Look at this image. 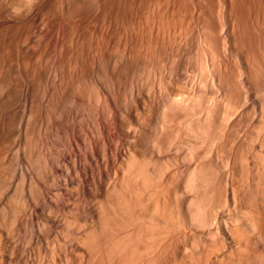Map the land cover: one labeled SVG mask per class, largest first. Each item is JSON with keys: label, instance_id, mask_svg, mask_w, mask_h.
<instances>
[{"label": "rangeland", "instance_id": "rangeland-1", "mask_svg": "<svg viewBox=\"0 0 264 264\" xmlns=\"http://www.w3.org/2000/svg\"><path fill=\"white\" fill-rule=\"evenodd\" d=\"M226 1L225 0H220V1L219 0H155V1L154 0H0V13L3 11L1 13L2 15L0 14V257H1V254H6V253L9 252L8 250H10L9 247L11 248V242H12L11 239H14V240L18 241L20 245H22V244H26L27 245V249H25L24 251L20 250V252H19L20 253V262L21 263H23L26 260L28 254H30V255H32V256H34L36 258L38 256V243H37L36 233H34L32 235L31 224H29V222L26 221L27 218H25L26 213H28L29 210L32 209V206L30 205V202L27 200V197H26V193L27 192H26V190L24 191L25 187L28 184V179H27V181H26V179H25V181H23L24 179L18 173L19 172L18 168L20 167V163H21V162L19 163V161H22V157H24V154H25V157H27L26 158L27 161L30 162L29 163L30 166H33L32 167L33 169L38 170V172H42V174L45 173L48 176H51L49 178L50 180L49 179L48 180L50 182L52 179H54V181L52 180L53 183L50 182L53 185H55V184L57 185L58 184L59 188L55 185L57 190L61 189L60 191L58 190V191L55 192L56 193L55 197L58 199V200L56 199L58 202L60 200H62V202H64V201L67 202V200H68V202H70L71 204L72 203H75L77 205H81L82 204L86 208V210L82 211V210L77 209V207L74 206V205L67 204V206H65V208L61 207L60 209H57V212L62 216V218L63 217L66 218V219L73 218L72 221H74V217H77V218L80 219V222H81L80 223V222H75L74 221V224H72L71 227L67 228L66 234L63 235L62 238H67V235H69L71 237H74L79 232L83 233V231L87 230L85 228L89 229L88 226H90V227L92 226V228L95 227L96 228V233L98 235L99 232L101 233V231H103V229H102L103 225L101 223L104 220L100 219L99 216H96L95 214H93V211L95 210L94 208L95 207L97 208L100 205L99 206L100 209H101L102 206L106 207L104 209H106L109 213H110V210H112L113 208H117V206H116L117 204L115 203L117 201H115V202L113 201V199H115L116 196L113 195V194H115L117 189L121 190L120 189L121 185H119L118 183H116L117 185L116 184L114 185V182L112 181L113 178H114V175H115L114 174L115 170L117 169L116 164H114V165L110 164L109 166L111 167V165H112V167L111 168L109 167V170H108V168L107 169H105V168L100 169L99 168L100 170L96 169V172L99 174L98 175L96 173L97 176H100L104 180V182L107 180V184L105 183L107 188H106L105 185H103L100 188L98 186L95 187L94 185L91 184L89 186L91 187L92 190L94 189V188H92V186H94L95 189L98 187V189L93 190V192L90 191L87 195L86 194L84 195V193H82L83 191H81V187L78 185V183L74 182V181H77L75 178H74L75 180L73 181L74 183H71V182H69V183L67 182L66 183V179L69 180L71 177L74 176L73 167L71 166V164L69 163V160L67 159L69 157L67 155H68V153H69L68 151L70 149V147H69L70 145L68 143L69 142V138H68V136H66L67 130L69 129V126H71V125H76V127H81L82 129L84 128L83 131H87L88 130V129L86 130V128L89 126V124L91 126V127L89 126V128H93L94 119H96L97 114H98V109L97 108L101 109V106L103 107V105H102L103 103H100V105H98V100L100 99L99 98L100 96L97 95L98 93L96 92V89H95L94 85H92L93 83H91L92 82V78L96 74L98 76H101V77L104 78L105 73L107 72V69H109V68L113 69V70L116 69V71H117L116 74H118V78H115L113 80L114 84L116 86L114 85L115 89H114V87L112 88V93L114 94L113 97L118 94L116 99L119 98V100H122L123 103L121 101H119V102H121V104L124 105V108H123V105H121L118 102V99L116 101L115 100L114 101L116 103H119V105L118 104H116V105L121 107V108H123V109H125V107H126L125 103H127V101L129 102L127 105H129L131 103V107L132 108L134 106H136L135 103H134L135 101L132 100L133 99L132 97L134 96V94H136V92L134 93L132 91V88H131L132 86L131 85L132 84H136L138 82L139 83L143 82V84H145L146 81L148 80L147 76H148V78L151 77L150 79H154V77H157L158 79L160 77H163L164 78L163 79V83H165V84L167 83L166 86H170L171 87L168 90V92L170 93L171 96L168 95V92H167V94L165 93V95H164V103L160 107V112H158L160 114L162 113L161 115L159 114V116H158L156 114V112H155L156 108L152 107L153 104H151V105L149 104V105H147V109L148 110L146 108H142V110H141L142 111V116H143V119H144V125H142V126H145V127L139 126V128H138L135 124H132V127L136 126L139 129V134L136 136V141L138 143H136V141H135V145H134V144H131L129 140L120 141V140L117 139L118 138V135H117L118 131L116 130L117 132L116 131L112 132L113 135H115V137L117 136L116 138L114 137V139H115V142H117L119 144V147H120V145H122L124 143V145H122V147H120L121 149H125L126 148V150H128L127 148H129V149H131V148L133 149V147H138L139 148L140 152H139L138 156H139L141 162L143 160H144L143 162L147 161L146 159H147L148 155L150 156L151 153L157 152L159 149H161L160 147H162V150H159L157 152V154H159V152L163 153V154H161V153L160 154L163 156L164 159L166 158L165 156H167L168 154H169L168 155L169 157L167 156V158H170V155H171L170 152H172V151L174 153H176L177 151L180 152L181 148L183 146L184 147L182 148V151L184 150L185 152H182V151L181 152L183 153V156L186 157L185 155H188L187 151H188L189 148L192 149V148L195 147L194 149H192L194 151V150H196V147H197L196 145L200 146V141H201L200 138L202 139L204 136L206 137V134H204V133H207V138L206 139H207V141L209 140L208 142H210V141L213 142L214 148H216L217 145L219 146V142L218 141L220 139V135L224 134V136H225L227 134L225 137L222 135L224 137V139L227 140L226 142L224 140V142L226 143V144L224 143L225 144L224 146L225 147L227 146L226 149H224V150H226L224 152V155H225L226 152H228V154L226 153V155H228V156H231L230 152H233L235 154L237 152L236 149L238 147H239L238 151H240V153H238V152L237 153L239 155H241L242 152L244 153L247 150H248V152L250 154L254 153L256 150L258 152L259 151L260 152L264 151V148L261 146V145L264 146V144H263L264 143L263 142L264 141V126H263L264 125V123H263L264 121L262 122V120H264V118L262 119V117H263L262 115H264L263 114L264 113V111H263L264 110V108H263V106H264V99H263L264 98L263 97L264 96V70H263L264 69V56H263V54H264V50H263V48H264V33H263L264 32V30H263V28H264V0H237V3H239V4L235 3L234 6L232 4V2L234 0H226ZM229 1L231 2L230 4H228ZM239 1L242 3V5L240 4ZM196 2L200 3L199 4L200 8H199V6L197 5ZM244 3H248V4H244ZM154 5H161V7L166 9V13H165L166 16H163V18L161 19L162 21H160L159 24H162V25L160 26V29L159 28L157 29V32H158V30H160V34L164 32L163 34H161V37L163 36L162 37L163 39H166V38L168 39L169 38V39H172V40L175 39L176 41L174 40L175 41L174 48H168L167 51H169V52H167V53H165L164 51L160 50L159 48H158L159 49L158 50V49H156L157 47L155 48L153 46L152 47L153 50L150 49L151 52H152L151 53L152 55H151V54H148L147 51H144V47H143L144 45L142 44L147 39H150L149 38V33H147V31H146V26H147L146 24L149 21V17L147 15L148 18H146V16H145L146 14L141 13L140 11L142 9H145V8L155 7ZM244 5H247V6L244 7ZM237 6H239V7H237ZM27 7H29V8L27 9ZM141 7H143V8L141 9ZM12 8H14V10ZM137 8H139L141 10L139 11ZM194 8H195V10H197L196 11L197 12L196 16L191 15V10L194 9ZM15 9H17V10H15ZM18 10H19V12H18ZM193 11L194 10H192V14H193ZM138 12L140 14H137ZM167 12L169 14H167ZM5 13L8 14L9 18L7 17V15ZM171 13H173V14H171ZM242 13H243V15H242ZM72 15H73V17H72ZM142 15H143V17H142ZM257 15H259L260 17H258ZM241 16H243V17H241ZM246 16H247V18H246ZM227 17L228 18L230 17V18L228 19ZM244 17L246 18L245 21H247V19H248V21H247L248 23L244 21ZM255 17L260 18L259 22L257 21L258 20L257 18L255 19ZM193 18H194V20H193ZM8 19H10L11 21L8 20ZM63 19H65V20H63ZM139 19H141V20H139ZM240 19H241V21H240ZM193 21H194V24H193ZM195 21L198 22V23H196ZM214 22H215V24H214ZM186 23H187V25H186ZM244 23H246V27H245ZM110 24H112V25L114 24V25L112 26ZM140 24H142V25H140ZM108 25H110L112 27L109 28ZM143 25H146V26H144V29L142 28ZM140 26H141V28H140ZM192 26L195 27V29L192 28ZM210 27H213L214 31L215 30L216 31L215 32L211 31L212 28L210 29ZM216 27H218V28H216ZM244 27H245V30H244ZM184 28H185V30H184ZM140 29H141L142 32L140 31ZM221 29H222V31H221ZM256 30H258V32ZM245 31H246L247 35H245V33H244ZM43 32H44L45 35L43 34ZM219 32H220V34H219ZM207 33H208V35H206ZM215 33H217L219 36L216 35ZM250 33H252V34H250ZM249 34H250V36H249ZM172 35L174 37H172ZM220 36L221 37L223 36V37L220 38ZM75 37H76V39H75ZM253 37L257 38V40L253 41V40H255V39H253ZM48 38H50V41H51L50 44L51 45L53 44V41H54L55 45H56V42H57V45L56 46L54 45L55 48L56 47L57 48L54 49V47L52 45L51 47L53 49H50V51H48V52L46 51L47 53H43L44 52V47H43L44 43H43V41H45ZM52 38L57 39V40L56 41L52 40ZM38 39H40V42H42L43 44H40ZM108 39L109 40L112 39V42H114V43L117 42V39H118L119 42L124 41L123 44L125 43L124 44L125 47H122V49L119 50V51H121L120 53H118L119 51L115 48L116 47L115 45L114 46L112 45L113 47L111 46L112 49L111 48H106L107 49V51H106L104 46L106 45L107 41H109ZM210 39L213 42H211ZM62 41H64V42H62ZM259 41L261 42V44H260ZM181 42H184V43H181ZM31 43H33V44L31 45ZM210 43H212V46H211ZM31 47H32V49H31ZM253 47L255 48V50H257L256 53H258V54H256V53H254V54L258 55V56H256L258 58H256L254 56L253 52H252V51L255 52L254 49L252 50ZM212 48H214V49L212 50ZM260 48H261V50H259ZM108 49H109V51H108ZM124 49H125V51H124ZM182 49H184V50L182 51ZM203 49L205 50V53H204ZM110 50H112V51L114 50L115 52H112ZM150 50H149V52H150ZM155 50H156V52H155ZM34 51L36 53L33 54L32 52H34ZM51 51L53 53H51ZM116 51H117V53H116ZM122 51H124L125 53L122 52ZM216 51L219 52V53L217 54ZM107 52H109L111 55L109 53H107ZM127 52H129V53H127ZM144 52H145V55L147 53L146 56L144 55ZM215 52H216V54H215ZM114 53H116L115 54L116 56L114 55ZM108 54L111 57L112 56L114 57L113 60H112L111 57H109ZM118 54H120V55L122 54V55L121 56L119 55L120 57L118 58ZM103 56H106V57H103ZM122 56H123V59L121 58ZM147 56H149V57H147ZM116 57L118 58V61L116 60L117 59ZM227 57H228V59H227ZM47 58H49V59H47ZM259 58H260V60H259ZM88 59H89V61H88ZM38 60H39V62H38ZM115 61H116V64H115ZM147 61L149 62V64H148ZM166 61H168V62H166ZM211 61H212V63H211ZM146 62H147V64H146ZM39 66H40V69H39ZM36 67H38V68H36ZM41 67H42V69H41ZM38 70L40 71V75H39V73H37ZM47 70H48V72H47ZM146 71L149 73V75H148V73ZM258 71H259V73H258ZM95 72H97V73H95ZM43 73H45V74H43ZM78 73H79V75H78ZM153 73H155V74H153ZM46 74H47V76H46ZM167 74L168 75L170 74L169 77H168ZM152 75H155V76L153 77ZM158 75L159 76L161 75V76L159 77ZM57 76H59V78ZM164 76H166V77H164ZM187 76L190 77V78H188ZM46 79H49V80H47L48 83L45 81ZM34 80H35L36 83L33 82L34 83V85H33L31 82L34 81ZM141 80H142V82H141ZM134 82H136V83H134ZM252 82H254V83L256 82V83L254 84ZM139 83H138V85H139L140 89H142L143 87H145V89H146V87L148 86V84H147L146 86L141 87L143 84L141 85ZM147 83H149V81ZM166 86H164V87H166ZM92 87H94V88H92ZM131 91L133 92V95L131 94L132 93ZM52 94H53V96H52ZM219 94H220L221 97L219 96ZM96 95L99 96V97H97ZM166 95H168L169 97H167ZM130 96H132V97H130ZM165 96L168 99H166ZM124 98L127 99V100L123 101ZM210 98H212L213 100H211ZM130 99L133 102H131ZM100 100H101V102H103L102 99H100ZM100 100H99V102H100ZM215 100H216V104H215ZM220 100H221L222 103L220 102ZM41 101L44 102L45 104H47V103L49 104V105L47 104L48 106L45 105V109L48 112H46L44 110L43 111V115L45 117H49L48 115L50 114V115H52L51 117H53V118H55V115H56V118H58V119H60L62 121V126L63 127H61L60 131H62L63 133L60 132V134H59L58 132L55 131V129H53V131H51L52 133H49V137H50L49 141L46 140L48 144L46 142H43V141L41 142L40 141V143H39L40 146H39L38 143H37L38 140H36V138L38 139V137L35 135V137L32 138L33 136L29 134L30 131H31L29 129H31V127L34 124L32 122H36V121H34V119L36 120V115L35 114H36V112L39 111V109H38L39 107L37 108L38 111H36V106H38L39 105L38 103H40ZM171 102L176 106L177 110H176L175 106ZM252 102H254L253 105H256L255 107L252 106ZM136 103H138V102H136ZM141 103H142V101H141ZM205 103L207 105H205ZM217 103H219V104H217ZM255 103H257V104H255ZM261 104H262V106H261ZM169 105H171V107ZM249 105H250V107H249ZM172 106H174V107H172ZM214 106H217V108L214 107ZM32 108H33V111L35 113L32 111ZM174 108L177 111L176 113L180 112L179 114H181V117H180V115H178V117L175 116L176 118H174V120L178 121V124L176 123V121H174L172 119L174 117L173 115L176 114ZM262 108H263V110H262L263 112L261 111ZM184 109H185V111H184ZM218 109L220 110V112L222 113L221 115H223V116H221V115L219 116L220 112H218ZM202 110H203V112H202ZM30 111H32V114H30L31 113ZM171 111L172 112L174 111V114ZM165 112L172 113L171 114L172 116H171L170 120L172 119L175 123H172V120L171 121L168 120L169 118L168 119L165 118V116L167 115V114H165ZM185 112L187 114H185ZM170 113H169V115H170ZM216 113H217L218 117H221V120H222L221 123L223 122L222 118L227 115L226 118H224V122L225 123H222L223 127H221V129L222 130L224 129L223 131L224 132L226 131V133H224L222 130L221 131L223 133L222 132H218V133L215 132V131H217V129H219L218 131H220V128L217 127V126H219L218 124H219L220 120L218 118H217L218 120L215 119L216 116H217ZM183 114H184V116H183ZM205 114L207 116L209 115V117H207V116L205 117L204 116ZM231 114H233V115H231ZM177 118L178 119L180 118L181 121L179 122V120ZM28 119H30V120H28ZM32 119H33V121H32ZM213 119H215V121H216L215 124L219 121L217 125L212 123V122H214ZM28 121H30V122L27 123ZM168 121H170V122H168ZM25 122L27 123V125H26ZM207 122L209 123L208 126L205 125V124H208ZM240 122H241V124H240ZM170 123H171V127L169 126ZM87 124H88V126H87ZM125 124H126V128H127L128 122L126 121V119H125ZM185 124H186V126H185ZM214 125L216 126V127H214L216 129L213 128ZM173 126H174V130H176V131L173 130ZM176 126H177V129H178V127H182L184 129L179 128L178 129L180 131L179 132L175 128ZM209 126H212V127H209ZM146 127H147L148 130H146ZM204 127H206V130L208 128V131L211 134L208 133V131H206ZM225 127H227V129ZM259 128H261V130ZM127 129H129V126H128ZM149 129H151V130L153 129V131H152L153 133H151V130H149ZM166 129L168 131H166ZM212 129H213V131H212ZM185 130L188 131V132H186ZM258 130H259V133L257 132ZM154 131H156L155 134H157V135L154 134ZM164 131H165V133H163ZM177 131H178V133H177ZM201 131L203 133H201ZM55 132H56V134H55ZM168 132L169 133H173L172 136H173L174 140H176V141H174L173 145H175V143H176V148H178V149L175 150L174 148H172V147H175L172 144H171L172 145L171 147L169 146L170 148L168 147L169 149L172 148L171 151L167 148V146L170 144V143H168V142H170L169 139L172 138V136ZM181 132H183L182 133V138H181V135H180ZM213 132H215V133L213 134ZM231 132H233V133H231ZM115 133H117V134H115ZM166 133H168L169 135L166 134ZM161 134L162 135L164 134V135L162 136ZM165 134H166V136H165ZM201 134H202V136H201ZM208 134H209V137H208ZM217 134L218 135L220 134L219 137H217L219 139L214 138V137H216L215 135H217ZM25 135H28V136H25ZM192 135H194V138H193ZM159 136H161V138ZM195 136H196V138H195ZM253 136H255V137L253 138ZM154 137H155V139H154ZM226 137H227V139H226ZM258 138H259V140L257 141ZM163 139H165L164 140L165 142L163 141ZM190 139H192V140L193 139L194 140L195 139H199V142L196 140L198 143L195 142V146H194L193 142H190V145L193 143L192 146H194V147H192V146L190 147L188 145L189 142L187 143V141H189ZM213 139H217L218 141L213 140ZM235 140L238 141V142H236ZM215 141L218 142V143H214ZM242 141L246 142L247 144L242 142ZM52 142L54 143V145H53ZM239 142L241 144H243V145H241ZM42 143H45V144H42ZM150 143H151V145H150ZM182 143H183V145H182ZM184 143H187V144L184 145ZM31 144H34V145H31ZM215 144H216V146H215ZM41 145H43L44 147L41 146ZM46 145H48V146H46ZM203 145H206V143L203 144ZM211 145H212V143H211ZM233 145H234V148H233ZM130 146H131V148H130ZM148 146H149V148H148ZM177 146H179V147L182 146V147L179 148ZM201 146H202V143H201ZM201 146L199 148H201ZM207 146H208V144H207ZM224 146H223V148H225ZM243 146L245 147V149H244ZM41 147H43V148H41ZM246 147H247V150H246ZM140 148L143 150V153H147V154H143V155H146V159L143 158V155L141 154L142 151H141ZM165 148H167V149L165 150ZM211 148H212V146H211ZM42 149H44V153L43 154L41 153L42 154L41 155L40 152H43ZM45 149L46 150L48 149V152L45 151ZM232 149H233V151H232ZM240 149H242V151ZM190 150H189V152H191L193 154L194 152L190 151ZM153 151H155V152H153ZM163 151L164 152L167 151L166 152L167 154H165ZM251 151H253V152H251ZM45 152L46 153L50 152V154L52 155V156H50V159H49L50 161H48V162H49V165L52 164L54 166V168H55V169H53V171L55 170L54 172L50 170V167L52 165L49 166L48 162H46V159H47L46 156H48V154L45 155ZM30 153L32 155H30ZM182 153H179V154H182ZM184 153H185V155H184ZM173 154H172V156H173ZM161 155H159V156H161ZM174 155H177V154H174ZM41 156H42V158H43V156H45L44 158H46V159H42ZM172 156H171L170 160L173 158ZM150 157L148 159H150ZM187 157H190L189 158L190 160L188 158L187 159L185 158V161L189 165L188 168L191 167V169H192L193 168V162H192V158L190 156V153H189V155ZM226 157L227 156H225V158ZM240 157L239 156L236 157V158H239L237 165H239V167H240V168L238 167V169L236 168V171H237V173H239L238 174L239 178H242V184L241 185H244L243 184L244 183L243 178L244 177L246 178L247 175L245 173H247L248 171L247 172H246V170L244 171V169H245V167L243 166L244 163L240 160L241 159ZM141 158H142V160H141ZM167 158H166V162L168 161ZM26 159H25V162H26ZM41 159L43 161H41ZM226 159H228V157ZM172 160H173L172 162L175 161L174 158ZM176 160L181 161L179 159H176ZM40 161H41V164H40ZM120 161H121V159H120ZM178 161H177V163H178ZM149 162H151V161L149 160ZM166 162H160L159 161L156 164V166L160 167L161 163L164 166V163H166ZM190 162L192 163V165H191ZM240 162H241V164L242 163L243 164L241 165ZM179 163L181 164L182 162H179ZM45 164H47V165H45ZM121 164L123 165V163H121ZM174 164H175V162H174ZM258 165L260 166L261 164L259 163ZM44 166H47V167L44 168ZM66 166L68 167L67 169H65ZM113 166L116 168L115 170H114ZM242 166H243V168H241ZM181 167L182 166L180 165L179 168H181ZM210 167H212V166H209V168ZM188 168L184 167V172H185V169L187 170ZM205 168H208V167H204L203 169L205 170ZM45 169H46V171H45ZM182 169L183 168H181L180 171H179V169H178V171L176 170L177 174L175 176L180 175L181 174L180 172L182 171ZM191 169L186 171V172H188L187 177H186V173H184V172H182L183 175L179 176V179H177V177H176L177 181H180V177H181V181H180L181 183L180 182H177V183L178 184L180 183V185L181 184L185 185V187L181 186V188H180V185H178L177 186L178 188L176 189V185H177L176 180H175V183H171L170 184V186L171 185L173 186V187H171L170 190L174 194H176L175 193L176 190H178V189L180 190V191H176V192H178L181 195V197H180V195L178 196V193H177L176 196H178V197L175 196L176 199H174L175 197H174V194L172 192H171V196L173 195V197H174V198H172V201L175 200V201H173V204H174L173 208H174V210L175 209L177 210V213H179L178 215H179V220L180 221L178 219L177 220L179 221L178 225H181V227L180 226H175L174 224L172 225V223L171 224H168V223L166 224V222H163V220H164L163 218L162 219L160 218L162 220V223H161L160 219L159 220L157 219V221H160V224H162L163 227L169 226L170 229L173 227L171 229V231L173 232L172 233L173 235H171L172 238H173L172 239V243L174 244V245L172 244L173 251L175 250V252H180V253L181 252L183 253V252L186 251L185 253H183L184 256L188 252L189 253L191 252L192 255L194 254L193 257H195V258L200 255V257L198 258L199 260L196 258L195 261L197 262V260H198L197 264H201V261L203 262L204 258H206V257H204V258L201 257L202 254H203L202 251H203V248H204V245H203L204 240L202 239L203 242L201 244L200 243V240H201L200 238L201 237L199 235L198 236L200 238L195 235L196 237L193 236L194 239H193L192 236H190V233H192V232H189L191 230L190 228H192L190 225L193 224V221H191V219L194 220V222H195V219L197 220L198 218H200L198 213H200L201 211L203 212L204 206H206L207 209H209L210 208L209 207L210 204L211 203L214 204L213 202H215V201H213V197H212L213 196L212 193L214 191L212 192V190L217 189V187L214 188V185L216 184L215 186L219 187V184L221 185L223 183V179L222 178L225 177L224 179H227V176H223L224 175L223 172H225V171H223L222 173H218L217 172L218 175L219 174L220 175L223 174L222 176L219 175L222 178L221 179L218 178L219 184H217L216 183L217 178H215V175L217 173L214 172V170H215L214 167L210 168L212 170L211 172L214 173V177H211L212 182H213L214 178L216 179L215 182H213V184L215 183L213 185L212 182L209 179L210 178V176H208L209 174L206 173L207 174L206 176H208L206 178L209 179V180L207 179V181L211 182V183L209 182V187L210 188L208 187L209 189H207V186H206L207 184L206 183H208V182H206L205 185L203 184L202 188H204L205 186L206 187L201 190V193H202L203 190L206 189L208 193H206V190H205V193H206V195L204 194L205 197L208 198V199L212 198V200L210 199L212 202L209 204V202H210V200H209L208 205H207L206 203L203 204L204 203L203 201L205 200V202H206L208 200H206L204 198L203 193H202L203 196L202 197L200 196L201 195L200 189H199V191H197L198 190L197 188H199V187L196 184V180H198L199 178L196 179L197 176H195V175H197V174L200 175L198 169H200V173H201V169L202 168L201 167L197 168L198 173L195 170L197 174H194L193 170H191ZM204 170H203V172L207 171L208 169H206L205 171ZM259 170H260L259 174H260V172L262 173V174H260V177L262 175L264 177V172H262L263 169L261 170V168H259ZM16 171H18V172H16ZM190 171H192V174H191L192 176L189 174ZM209 171L210 170H208L207 172H209ZM241 171L242 172L244 171V173H242ZM111 172H113L114 175ZM211 172H210V175L212 174ZM53 173L55 174V177H54ZM108 173L110 175L112 174L111 175L112 179H111V176L108 175ZM118 173H120V175H121L122 171L119 170ZM225 173H227V171ZM249 173H253V172L251 171ZM193 174H194V176H193ZM201 175L203 176L202 178H204V173H201ZM218 175H216V176H218ZM225 175H227V174H225ZM249 175H252V174H249ZM249 175L247 176V179H248ZM254 175L255 174H253L252 176H254ZM188 176H190L189 178H191V179H193L192 177H196L195 178L196 180L194 179V181L192 180L191 182H189L191 179L189 180ZM211 176H213V175H211ZM109 177L111 179L110 180L111 182L109 181ZM256 177H255V179H256ZM263 177H261L262 178V180H261L262 185L258 183V182H260L259 178H258L259 180L256 179V180H258V182H257V181H255L254 177H249L250 180H247V181H250V182H248V183L245 182L247 184L244 187L241 186V188H243V189H241L242 190L241 192H243L242 195L245 197V199H246V196H247V199H246L247 201H245V199L243 197V202L245 201L244 202L245 204L243 203V209H242L243 211L242 210H238V212L240 211V212L245 213L246 212L245 209L247 210V208L249 210V208L251 207L250 198L253 199L254 198V194L256 195V193H257L258 198H259L257 200L253 199L252 200V204H253V207H255V205H257V206L260 205L259 207L261 209L256 206L257 208L256 207L254 208L255 211L253 209V214L254 213L255 214L254 215L252 214V217L249 215L252 219L249 218L248 221L253 220V218H255V217L256 218L258 217L257 219H260L261 221H263L262 219H264L263 218L264 217V204H263L264 202L262 201V199L264 198V195H263L264 192L262 191L263 192L262 193L260 191L261 192L260 193L259 191H257V190H262V188L264 187L263 186L264 185V183H263L264 182V178ZM206 178H204V179H206ZM204 179H201V180L204 181ZM251 180H253L254 182H256L258 184L252 183ZM187 181L189 182V185L187 184ZM198 181H197V183L199 185H201L203 183L202 181L201 182L199 181L201 183L200 184ZM245 181H246V179H245ZM20 182L23 183V184L21 185ZM192 182H193V184L195 183L197 188L195 187V185H192ZM108 183H109V185H108ZM250 183H252V184H250ZM174 184H176V185H174ZM224 184H226L225 180H224L223 185H221L220 187L221 188L222 187L225 188L226 185L224 186ZM254 184H255V186H257V185L258 186L261 185V186L257 187L256 188L257 190L255 189V187H254V189H252L253 188L252 186ZM190 185H191V187H190ZM247 185L249 187H252V188H249V187L248 188L252 190L253 194L250 193L251 191L248 192ZM172 188L174 190H172ZM185 188H186V190H185ZM211 188H214V189H211ZM21 189H23L24 193L25 192L26 193L23 194V191ZM111 189H112V192H111ZM181 189L186 191V192L184 191L185 195H183L184 192ZM100 190H101V193H100ZM253 190L254 191L256 190L257 192L254 193ZM263 190H264V188H263ZM35 191H36V189H33L34 195H37L38 191H36L37 193ZM187 191H188V193H187ZM219 191L220 190L217 189L215 191V195H217ZM246 192H247V194H249V193L252 194L251 197H250V194L246 195ZM92 193H93L94 197L91 195ZM258 193H260V194H258ZM105 194L107 195V201L109 200L110 196L111 197L113 196L112 201H113L114 204H116V205H114L112 203V201H110L111 200V197H110L109 201H110V205L112 206V208L109 207L110 210L107 209V207L109 206L108 205L109 201L107 202L105 200L106 199V195ZM59 195L61 196V198L59 197ZM108 195H110V196L108 197ZM182 195H183V197H182ZM197 195H198V197L200 196L201 198H204L203 201H202V199L198 198ZM184 196H186V197H184ZM248 196H249V199H248ZM195 197L198 199V201L200 199L201 202L199 203L197 201V199H195ZM179 198H180V200H179ZM192 198H194L196 200V202H197L196 204H195V201H193L194 199H192ZM260 198H261V201H260ZM255 199H256V197H255ZM37 200H38L39 203H41L40 199H37ZM248 200H250V201H248ZM172 201H171V203H172ZM254 201H256L255 203H257V201H258V203H260V204H258V203L254 204L253 203ZM174 202H176V203H174ZM190 202H191V206L189 204ZM193 203L196 206H194ZM246 204H248V205H246ZM214 205L215 206H213V205L212 206L216 209L217 208L216 206H218V205L216 203ZM244 205H246L247 207L244 206ZM90 206L92 207L91 209H89ZM206 207H205V210L207 212L209 210H207ZM244 207H245V209H244ZM18 208H19V210H18ZM138 208H136V210ZM139 209H138V211H139ZM178 209H180V211ZM183 209H184V212H183ZM188 209L191 210V211H189ZM211 209H212V207L210 208V213H212L213 217H211L210 213L206 214V215L207 216L210 215V217L212 219L215 216L213 214L214 210L212 209L213 210L212 211ZM257 209H259V210H257ZM176 210H175V212H176ZM23 211H27V212L23 213ZM141 212L142 211L140 210L138 215H140ZM150 212H152V210ZM203 213H205V212H203ZM262 213H263V215H262ZM150 214H149V216H150ZM182 214H187V217L186 216L184 217V215H182ZM14 215H15V217H14ZM22 215H23V222L19 221L15 225V221H14L15 218L21 217ZM146 215L148 216V214H146ZM180 215H182V217H180ZM201 215H203V214L201 213ZM234 215L238 217V218L235 217L237 220L243 218V217L239 218L240 216H238L239 215L238 213L234 214ZM244 215H246V214H244ZM259 215L262 216V219H261V216H259ZM140 216L142 217V215H140ZM143 216H145L144 213H143ZM149 216H148V218H149ZM196 216H199V217L197 218ZM205 216L203 218H205ZM115 217H117V218H115L116 220L115 219L113 220L115 222H110L108 224V225H110L108 230L110 229L112 231V232L110 231L111 234H113V232H114L113 230H116L117 231V232L115 231L116 232V237L118 235L124 234L125 232H126L125 234H127L128 230L131 229L130 227H128L129 229L128 228H121L122 230H120V232L118 231L120 226H121V225H119V223L122 224V222H125V221L128 222L127 216H124L123 214H120V215L117 214ZM118 217L120 218V220H119ZM208 217L205 218V219L206 220L208 219V221H211V222H208V221L203 222L202 221L203 223L201 222L200 224H203L205 227L207 226V228L210 229L209 238L211 237L213 239V238H216V237H215V235H214V237H212L213 235H211L212 234L211 230L213 231L216 228V226L218 225V223L215 224L216 226H214V223H216L217 221L215 219L213 221V220L209 219L210 217L209 218ZM148 218H147V220L146 219H144V220L142 219V220L146 221L147 223H149L150 221L148 220ZM184 218H188L187 220L190 219L187 222V223H189L188 225H187L186 222H185V225H183V221L185 220ZM244 218H245V220H244ZM244 218L242 219V221L244 220L245 222L244 221L243 222L246 225V223H247L246 222V216H244ZM66 219H64V220H66ZM10 220H12V222ZM167 220L168 219H166V221ZM234 220L235 219H233V221ZM237 220H235V221H237ZM242 221H239L238 223L234 222L236 225H239V223H240V226H237V227H240L239 228L240 230H241V225L242 226L244 225L243 223H241ZM199 222L200 221L198 219L197 223L199 224ZM212 222H214V223H212ZM111 223H114L116 226L115 225L113 226V224H111ZM126 223L124 224L125 226H126ZM197 223L196 224L194 223L193 225H197ZM204 223H206V224H204ZM211 223L213 224V226H212ZM252 223H253V221L252 222H248L247 225L250 224L251 226H247L246 225V227H245V225H244L243 229H242L243 231L241 230V233L242 232L244 233L245 231H247L246 229H248V231H247L248 233L246 232L247 235H244V234L240 235L241 237L247 236V237H245V238H247L246 240H248L247 243L248 242L250 243L249 240H251V243L253 244V245L251 243H250V245L248 244L249 247L251 246L250 249H249V247L247 248L248 251H247V249L245 247H243L244 249H242L244 251V253H246V251H247L246 254H248V256L245 255L246 258H244L242 260V262L238 261V260L242 259L241 258L242 256L240 257V259L237 258L238 257L237 255H238V253H240V251H241L240 249L242 247H240V249H239V246L235 245V247L236 248L238 247V248L234 249L235 248L234 247V248L231 249L233 251H231L230 249L228 251H226L227 252V253L225 252L226 256H224V258L222 259L224 262H221L220 264H226L229 261V259L231 261L233 259L234 260L238 259L237 261L239 263L235 262L236 260L235 261L233 260L235 263L229 261L228 264H241V263L244 264V262L247 263V264H250L254 260H257L258 264L259 263L260 264L264 263V261H261V260H264V259H261L262 257L264 258V256H263L264 251H262V248L264 247V237H263V234H261L260 231H259V233L254 232L255 230H254V228H252V226L255 227V225H254L255 223L254 224H252ZM93 224L96 225V226H94ZM104 225H105V221H104ZM24 226H26L27 228L24 227ZM99 226H100V228H99ZM117 226H119V227H117ZM212 227H215V228H212ZM7 228H8V230H7ZM97 228H98L99 231L97 230ZM244 228H246V229H244ZM255 228H257V227H255ZM82 229H84V230H82ZM123 229H125V230L127 229V231H124V233H122ZM240 230L238 231V233L240 232ZM250 230H251V233H250ZM181 231H183L185 234H183V232H181ZM118 233H120V234H118ZM214 233H215V230H214L213 234ZM241 233H239V234H241ZM252 233L255 234V235L257 233L256 236H258V237H256L255 235H254L255 237H253ZM188 234H189V236H188ZM248 234L249 235L252 234V235L248 236ZM259 234H261L262 237H260ZM176 235H178V236H176ZM11 236H14V238H11ZM112 236L115 237L114 234ZM54 237H55L54 234L51 237H49V247L51 245L50 242H53ZM103 237H105V236H103ZM103 237H102V240L103 239L104 240L103 241L101 240L102 242H100V244L103 243L102 248L105 249L106 247H105L104 243L106 244V242L108 240L112 241L113 238L111 239L109 237L111 240L110 239L106 240V238H103ZM189 237H191V238L189 239ZM99 238H96V240L97 239L99 240ZM177 238H178V241H180V238H181V242L180 243L177 241ZM195 238H196V240H195ZM198 238L200 240H197ZM252 238H254L255 239L254 241H256V242L252 241L253 240ZM257 239H258V241H257ZM115 240H116V238H115ZM194 240L197 241V243L199 244L198 245L195 242L196 246L198 245L197 248H199V249L201 248L200 250H201L202 253H199L198 256H197V253H198L197 250L198 249L197 248L196 249L195 248L194 249L191 248L192 245H194V244H192V243H194ZM260 240H261L262 244L259 243ZM185 241L186 242L188 241V242L186 243ZM112 243H115V241L114 242L112 241ZM112 243H111V245H112ZM63 244L65 246L64 247L65 248V253H67L66 242H65L64 239H63ZM200 244H201V246H200ZM257 244L260 246V248H259V246ZM106 245L107 246L110 245V242H109V244L107 243ZM175 246H176V248H175ZM185 246L187 247V249H186ZM215 247H213V248H215ZM252 247L257 248V250L255 248H252ZM99 248L101 249V246H99ZM190 249H192L193 251L195 250V252L197 251L196 255H195V252H192ZM187 250H189V251L187 252ZM237 250H240V251L237 252ZM254 250H256V251H254ZM263 250H264V248H263ZM164 251H167V250L164 249ZM243 251H241L242 253H240L239 256L241 254L242 255L244 254ZM228 252L229 253L231 252L230 253L231 255ZM248 252H250V253H248ZM252 252L256 255V257H258L257 259L256 258L252 259V257L254 256V254ZM256 252H260V253H257L259 255H257ZM75 253L76 252H74L73 254L70 255L69 258H67V260L69 259L68 261L66 259L65 260L67 262L72 261L71 263L78 262L80 259H79V257L77 258V255ZM50 254H52V252L50 251V248H49L48 253H47L46 257H45V260H51ZM216 254H217V252H216ZM216 254L214 253L215 256H216ZM261 254H262V257L260 256ZM187 255L185 256V261H184V259L182 260V262L184 261V263H181V262H179V263L180 264H189V262L191 261L192 263L194 262L196 264V262L194 261L195 258H192L191 255H189V256H187ZM203 256H204V254H203ZM233 256H235V257H233ZM178 257H180V256L178 255ZM187 257H191V258L188 259ZM247 257H248V259H249V257L252 259L251 262H250V259L249 260L247 259ZM186 258L189 261V262L187 261L188 263L186 262ZM213 258H215V257H211V259H213ZM191 259H193V260H191ZM224 259H226L228 261H225ZM118 260L116 259L115 261H118ZM246 260H248L250 263L248 261H246ZM213 261H215V259ZM210 263L211 262H209L208 264H210ZM213 264H215V262H213ZM251 264H253V263H251Z\"/></svg>", "mask_w": 264, "mask_h": 264}, {"label": "bare ground", "instance_id": "bare-ground-1", "mask_svg": "<svg viewBox=\"0 0 264 264\" xmlns=\"http://www.w3.org/2000/svg\"><path fill=\"white\" fill-rule=\"evenodd\" d=\"M155 1V0H154ZM220 1V0H219ZM226 1V0H225ZM236 1V2H235ZM227 2V1H226ZM240 2V1H239ZM153 3V2H152ZM197 3V2H196ZM195 3V4H196ZM231 2L229 1V3L228 4H230ZM235 3H237V0H234L233 2H232V4H233V6L235 5ZM199 4L200 3H197V5L199 6ZM224 4V3H223ZM227 4V3H226ZM231 4V5H232ZM237 4H239V3H237ZM240 4L242 5V3L240 2ZM244 4H248V3H244ZM153 5V4H152ZM155 7H150V8H145V9H142L143 7H141V9H139V8H137L141 13H144V14H146L145 16H146V18H148L149 17V21H148V23L146 24V25H143V29H144V26H146V31H147V33H149V38L150 39H145L146 41H144L142 44L144 45L143 47H144V51H147L148 52V54H151L152 52H151V50L150 49H152V47L154 46L156 49H160V50H162V51H164L165 53H167V52H169V51H167L168 50V48H174V45H175V41L174 40H172V39H163L162 37H161V34H163V33H161L160 34V30H158V32H157V29L159 28L160 29V26L162 25V24H159L160 23V21H162L161 19L163 18V16H166V9L165 8H163V7H161V5H154ZM202 6V5H201ZM247 5H244V7H246ZM196 7V6H195ZM237 7H239V6H237ZM11 8V7H10ZM20 8V7H19ZM29 7H27V9H28ZM199 8H200V6H199ZM243 8V7H242ZM259 8V7H258ZM9 9V8H8ZM13 10H14V8H12ZM18 9V8H17ZM17 9H15V10H17ZM26 9V8H25ZM33 9V8H32ZM102 9V8H101ZM197 9V8H196ZM213 9V8H212ZM240 9V8H239ZM244 9V8H243ZM249 9V8H248ZM71 10V9H70ZM103 10V9H102ZM177 10V9H176ZM192 10H194L193 11V14H192ZM191 10V15H193V16H196V11L197 10H195V8L194 9H192ZM225 10V9H224ZM21 11V10H20ZM135 11V10H134ZM137 11V10H136ZM148 11V12H147ZM170 11V10H169ZM168 11V12H169ZM175 11V10H174ZM253 11V10H252ZM3 12V11H2ZM1 12V13H2ZM18 12H19V10H18ZM150 12V13H149ZM167 12V14H169ZM177 12V11H176ZM175 12V13H176ZM210 12V11H209ZM221 12V11H220ZM229 12V11H228ZM0 13V14H1ZM25 13V12H24ZM67 13V12H66ZM80 13V12H79ZM263 13V12H262ZM4 14V13H3ZM6 14V13H5ZM17 14V13H16ZM137 14H140L139 12L137 13ZM171 14H173V13H171ZM190 14V13H189ZM231 14V13H230ZM2 15V14H1ZM7 15V17H8V14H6ZM10 15V14H9ZM76 15V14H75ZM82 15V14H81ZM147 15H148V17H147ZM210 15V14H209ZM208 15V16H209ZM216 15V14H215ZM232 15V14H231ZM242 15H243V13H242ZM260 15V14H259ZM259 15H257L258 17H260ZM5 16V15H4ZM135 16V15H134ZM217 16V15H216ZM245 16V15H244ZM12 17V16H11ZM71 17V16H70ZM72 17H73V15H72ZM75 17V16H74ZM142 17H143V15H142ZM182 17V16H181ZM187 17V16H186ZM198 17V16H197ZM212 17V16H211ZM241 17H243V16H241ZM258 17H255V19L257 18L258 20V22H259V19L260 18H258ZM263 17V16H262ZM5 18V17H4ZM9 18V17H8ZM195 18V17H194ZM194 18H193V20H194ZM206 18V17H205ZM228 18V17H227ZM230 18V17H229ZM228 18V19H229ZM246 18H247V16H246ZM245 17H244V21H245V19H246ZM249 18V17H248ZM7 19V18H6ZM12 19V18H11ZM168 19V18H167ZM187 19V18H186ZM216 19V18H215ZM239 19V18H238ZM262 19V18H261ZM8 20H10V19H8ZM31 20V19H30ZM29 20V21H30ZM63 20H65V19H63ZM139 20H141V19H139ZM166 20V19H165ZM196 20V19H195ZM199 20V19H198ZM243 20V19H242ZM11 21V20H10ZM13 21V20H12ZM133 21V20H132ZM178 21V20H177ZM183 21V20H182ZM186 21V20H185ZM189 21V20H188ZM217 21V20H216ZM231 21V20H230ZM234 21V20H233ZM240 21H241V19H240ZM243 21V22H244ZM247 21H248V19H247ZM247 21H245V22H247ZM25 22V21H24ZM76 22V21H75ZM87 22V21H86ZM184 22V21H183ZM192 22V21H191ZM196 22V21H195ZM220 22V21H219ZM228 22V21H227ZM10 23V22H9ZM26 23V22H25ZM28 23V22H27ZM42 23V22H41ZM176 23V22H175ZM196 23H198V22H196ZM242 23V22H241ZM248 23V22H247ZM179 24V23H178ZM185 24V23H184ZM192 24V23H191ZM193 24H194V21H193ZM214 24H215V22H214ZM222 24V23H221ZM14 25V24H13ZM80 25V24H79ZM110 25H112V24H110ZM110 25H108L109 26V28H111L112 26H110ZM137 25V24H136ZM140 25H142V24H140ZM177 25V24H176ZM186 25H187V23H186ZM185 25V26H186ZM244 25H245V27H246V23H244ZM15 26V25H14ZM170 26V25H169ZM205 26V25H204ZM208 26V25H207ZM216 26V25H215ZM222 26V25H221ZM242 26V25H241ZM73 27V26H72ZM136 27V26H135ZM138 27V26H137ZM180 27V26H179ZM178 27V28H179ZM190 27V26H189ZM235 27V26H234ZM245 27H244V30H245ZM22 28V27H21ZM139 28V27H138ZM140 28H141V26H140ZM177 28V27H176ZM192 28H194L195 29V27H193L192 26ZM212 28V30L211 31H214V28L213 27H210V29ZM216 28H218V27H216ZM252 28V27H251ZM29 29V28H28ZM76 29V28H75ZM107 29V28H106ZM173 29V28H172ZM190 29V28H189ZM198 29V28H197ZM259 29V28H258ZM15 30V29H14ZM19 30V29H18ZM17 30V31H18ZM74 30V29H73ZM182 30V29H181ZM184 30H185V28H184ZM260 30V29H259ZM263 30H264V28H263ZM16 31V30H15ZM42 31V30H41ZM140 31H141V29H140ZM145 31V30H144ZM188 31V30H187ZM191 31V30H190ZM216 31V30H215ZM214 31V32H215ZM221 31H222V29H221ZM257 32H258V30H256ZM47 32V31H46ZM56 32V31H55ZM142 32V31H141ZM180 32V31H179ZM205 32V31H204ZM86 33V32H85ZM146 33V32H145ZM178 33V32H177ZM182 33V32H181ZM189 33V32H188ZM192 33V32H191ZM200 33V32H199ZM245 33V35H247L246 34V31L244 32ZM248 33V32H247ZM264 33V32H263ZM35 34V33H34ZM43 34H44V32H43ZM166 34V33H165ZM185 34V33H184ZM195 34V33H194ZM214 34V33H213ZM216 35H218L217 33H215ZM219 34H220V32H219ZM250 34H252V33H250ZM250 34H249V36H250ZM39 35V34H38ZM42 35V34H41ZM40 35V36H41ZM45 35V34H44ZM145 35V34H144ZM148 35V34H147ZM183 35V34H182ZM206 35H208V33L206 34ZM222 35V34H221ZM225 35V34H224ZM65 36V35H64ZM63 36V37H64ZM170 36V35H169ZM176 36V35H175ZM179 36V35H178ZM214 36V35H213ZM219 36V35H218ZM252 36V35H251ZM172 37H174L173 35H172ZM212 37V36H211ZM216 37V36H215ZM223 37V36H222ZM221 36H220V38H222ZM248 37V36H247ZM255 37V36H254ZM253 37V39H255V40H253L252 38V40L253 41H256L257 40V38H254ZM32 38V37H31ZM41 38V37H40ZM43 38V37H42ZM176 38V37H175ZM179 38V37H178ZM192 38V37H191ZM205 38V37H204ZM210 38V37H209ZM214 38V37H213ZM212 38V39H213ZM29 39V38H28ZM27 39V40H28ZM37 39V38H36ZM45 39V38H44ZM75 39H76V37H75ZM120 39V38H119ZM240 39V38H239ZM39 40V43L40 44H43L44 43V52L43 53H47L48 51H50V49H53L51 46L53 45V47H54V49H56L55 48V46L57 45V42H56V45L54 44V41H53V44L51 45L50 43H51V41H50V38H48V39H46L45 41H43V43L42 42H40V39H38ZM52 40H57V39H54V38H52ZM109 40V39H108ZM144 40V39H143ZM206 40V39H205ZM218 40V39H217ZM251 40V41H252ZM259 40V39H258ZM14 41V40H13ZM42 41V40H41ZM122 41V40H121ZM210 41H211V39H210ZM221 41V40H220ZM33 42V41H32ZM59 42V41H58ZM62 42H64V41H62ZM116 42V41H115ZM123 42L124 41H122V42H119L118 41V39H117V42L116 43H114V42H112V39L111 40H109V41H107V43H106V45L104 46L105 47V49L106 48H111L112 49V47L115 45L116 47V49L119 51L120 49H122V47H125L124 46V44H123ZM202 42V41H201ZM211 42H213V41H211ZM219 42V41H218ZM223 42V41H222ZM260 42V41H259ZM13 43V42H12ZM37 43V42H36ZM181 43H184V42H181ZM192 43V42H191ZM25 44V43H24ZM33 43H31V45H32ZM96 44V43H95ZM211 44V46H212V43H210ZM251 44V43H250ZM260 44H261V42H260ZM15 45V44H14ZM55 45V46H54ZM73 45V44H72ZM101 45V44H100ZM113 45V46H112ZM201 45V44H200ZM217 45V44H216ZM220 45V44H219ZM226 45V44H225ZM254 45V44H253ZM10 46V45H9ZM19 46V45H18ZM112 46V47H111ZM197 46V45H196ZM199 46V45H198ZM206 46V45H205ZM209 46V45H208ZM231 46V45H230ZM233 46V45H232ZM251 46V45H250ZM260 46V45H259ZM26 47V46H25ZM30 47V46H29ZM41 47V46H40ZM127 47V46H126ZM182 47V46H181ZM202 47V46H201ZM210 47V46H209ZM214 47V46H213ZM263 47V46H262ZM13 48V47H12ZM27 48V47H26ZM38 48V47H37ZM99 48V47H98ZM154 48V49H155ZM200 48V47H199ZM219 48V47H218ZM224 48V47H223ZM251 48V47H250ZM11 49V48H10ZM18 49V48H17ZM31 49H32V47H31ZM102 49V48H101ZM158 49V50H159ZM181 49V48H180ZM209 49V48H208ZM214 48H212V50H213ZM220 49V48H219ZM248 49V48H247ZM255 50V48L253 47L252 48V50ZM23 50V49H22ZM27 50V49H26ZM73 50V49H72ZM128 50V49H127ZM126 50V51H127ZM149 50H150V52H149ZM153 50V49H152ZM171 50V49H170ZM184 49H182V51H183ZM193 50V49H192ZM196 50V49H195ZM198 50V49H197ZM218 50V49H217ZM259 50H261V48L259 49ZM263 50H264V48H263ZM32 51V50H31ZM47 51V52H46ZM57 51V50H56ZM106 51H107V49H106ZM105 51V52H106ZM108 51H109V49H108ZM110 51H112V50H110ZM124 51H125V49H124ZM124 51H122V52H124ZM161 51V52H162ZM203 51H204V53H205V50L203 49ZM215 51V50H214ZM236 51V50H235ZM256 51L257 50H255V52L254 51H252L253 52V54L254 53H256ZM58 52V51H57ZM82 52V51H81ZM112 52H115L114 50L112 51ZM121 51H119L118 53H120ZM154 52V51H153ZM155 52H156V50H155ZM186 52V51H185ZM207 52V51H206ZM217 52V51H216ZM216 52H215V54H216ZM33 54L34 53H36L35 51L34 52H32ZM51 53H53L52 51H51ZM107 53H109V52H107ZM116 53H117V51H116ZM116 53H114V55L116 54ZM125 53V52H124ZM123 53V54H124ZM127 53H129V52H127ZM160 53V52H159ZM219 52H217V54H218ZM229 53V52H228ZM110 54V53H109ZM108 54V55H109ZM171 54V53H170ZM187 54V53H186ZM185 54V55H186ZM198 54V53H197ZM196 54V55H197ZM208 54V53H207ZM206 54V55H207ZM221 54V53H220ZM219 54V55H220ZM232 54V53H231ZM256 54H258V53H256ZM51 55V54H50ZM107 55V54H106ZM111 55V54H110ZM109 55V57H111ZM120 54H118V58L122 55H120ZM125 55V54H124ZM144 55H145V52H144ZM146 55H147V53H146ZM145 55V56H146ZM152 55V54H151ZM157 55V54H156ZM159 55V54H158ZM180 55V54H179ZM236 55V54H235ZM262 55V54H261ZM20 56V55H19ZM22 56V55H21ZM52 56V55H51ZM116 56V55H115ZM126 56V55H125ZM124 56V57H125ZM143 56V55H142ZM168 56V55H167ZM193 56V55H192ZM204 56V55H203ZM202 56V57H203ZM222 56V55H221ZM241 56V55H240ZM253 56V55H252ZM254 56L256 57V56H258V55H255L254 54ZM263 56H264V54H263ZM23 57V56H22ZM42 57V56H41ZM48 57V56H47ZM103 57H106V56H103ZM108 57V58H109ZM147 57H149V56H147ZM156 57V56H155ZM176 57V56H175ZM220 57V56H219ZM223 57V56H222ZM231 57V56H230ZM261 57V56H260ZM30 58V57H29ZM94 58V57H93ZM99 58V57H98ZM112 58V60H113V56L111 57ZM117 58V57H116ZM118 58L116 59L117 61H118ZM122 59H123V56L121 57ZM145 58V57H144ZM153 58V57H152ZM168 58V57H167ZM207 58V57H206ZM215 58V57H214ZM256 58H258V57H256ZM18 59V58H17ZM37 59V58H36ZM47 59H49V58H47ZM173 59V58H172ZM183 59V58H182ZM198 59V58H197ZM224 59V58H223ZM227 59H228V57H227ZM93 60V59H92ZM110 60V59H109ZM121 60V59H120ZM152 60V59H151ZM160 60V59H159ZM164 60V59H163ZM184 60V59H183ZM220 60V59H219ZM231 60V59H230ZM259 60H260V58H259ZM258 60V61H259ZM37 61V60H36ZM81 61V60H80ZM88 61H89V59H88ZM134 61V60H133ZM194 61V60H193ZM210 61V60H209ZM250 61V60H249ZM38 62H39V60H38ZM41 62V61H40ZM78 62V61H77ZM110 62V61H109ZM122 62V61H121ZM136 62V61H135ZM148 62V61H147ZM147 62H146V64H147ZM166 62H168V61H166ZM200 62V61H199ZM47 63V62H46ZM114 63V62H113ZM138 63V62H137ZM136 63V64H137ZM165 63V62H164ZM176 63V62H175ZM182 63V62H181ZM211 63H212V61H211ZM23 64V63H22ZM33 64V63H32ZM115 64H116V61H115ZM139 64V63H138ZM148 64H149V62H148ZM194 64V63H193ZM239 64V63H238ZM249 64V63H248ZM247 64V65H248ZM47 65V64H46ZM87 65V64H86ZM102 65V64H101ZM169 65V64H168ZM181 65V64H180ZM198 65V64H197ZM208 65V64H207ZM217 65V64H216ZM221 65V64H220ZM117 66V65H116ZM235 66V65H234ZM240 66V65H239ZM249 66V65H248ZM92 67V66H91ZM94 67V66H93ZM111 67V66H110ZM113 67V66H112ZM163 67V66H162ZM200 67V66H199ZM219 67V66H218ZM241 67V66H240ZM254 67V66H253ZM36 68H38V67H36ZM146 68V67H145ZM144 68V69H145ZM148 68V67H147ZM190 68V67H189ZM249 68V67H248ZM26 69V68H25ZM39 69H40V66H39ZM41 69H42V67H41ZM101 69V68H100ZM107 69V68H106ZM110 69V68H109ZM107 69V72L105 73V76H104V78L103 77H101V76H98L97 74V76L96 75H94L93 76V78H92V82L91 83H93L92 85H94V87H95V89H96V92L98 93L97 95H99V96H97V97H99L100 99H102L103 100V102H101V100H100V102H99V100H98V105H100V103H103L102 105H103V107L101 106V109H99V108H97L98 109V114H97V117H96V119H94V122H93V128H89V126H90V124H89V126H88V124H87V128H86V130L87 131H83L84 130V128L82 129L81 127H76V125H71V126H69V131L67 130V134H66V136H68V138H69V147H70V149H69V153H68V155L67 156H69L67 159L69 160V163L71 164V166L73 167V171H74V176L73 177H71L69 180H67L66 179V183L68 182H71V183H74V182H77L78 183V185L81 187V191H83L82 193H84V195L86 194H88L90 191H92L93 192V190H96V189H98V187H102L103 185H105V183L107 184V180L104 182V180L100 177V176H97V172H96V169H103V168H105V169H107L108 168V170H109V165L110 164H112V165H114V164H116V166H117V169L114 167V170H115V175L113 174V172H111L113 175H114V178H113V182H114V185L116 184V183H118L119 185H121V190H119V189H117V191L115 192V194H113V195H115L114 197H115V199H113V196L111 197L110 195H108V197L110 196L111 197V200H110V197H109V200L110 201H112V199H113V201L115 202V201H117V202H115L116 204H114L113 203V201H112V203L114 204V205H116L117 206V208H113L112 210H110V208H112V206L110 205V201L108 202L107 201V195H106V201L108 202V207H107V209H109L110 210V213L106 210V209H104V208H106V207H101V209H100V205L96 208H94L95 210L93 211V214H95L96 216H99L100 217V219H102V220H104L105 221V225H104V221H102V225H103V231H101V233L99 234L98 233V235H97V233H96V228L94 227V228H92V226L90 227V226H88L89 227V229L88 228H85V229H87V230H85V231H83V233H81V232H79L78 234H76L74 237H71V236H69V235H67V238H62L63 237V235H65L66 234V230H67V228L68 227H71V225L72 224H74V221L75 222H80V219L79 218H77V217H74V221H72V219L73 218H71V219H66V218H64V219H66V220H64L63 218H62V216L57 212V209H60L61 207L62 208H65V206H67V204H71L70 202H68V200H67V202H65L64 200V202H62V200H60L59 202L57 201L58 199L55 197V195H56V191H60L61 189H58L57 190V188H56V186L59 188V186H58V184L55 186V185H53L52 183H53V181H54V179H52L50 182H52V183H50L49 182V178L51 177V176H48L47 174H45L44 172V174H42V172H38V170H36V169H33L32 167L33 166H30V162H28L27 161V157H25V154H24V157H22V161H19V163H20V167L18 168L19 169V172L18 171H16V172H18L19 173V175L20 176H22V178L24 179L23 181H25V179H26V181H27V179H28V184H27V186L25 187V189H24V191L26 190V197H27V200L30 202V205L32 206V209L31 210H29V212L28 213H26V215H25V218H27V220L26 221H28L29 222V224H31V229H32V235L34 234V233H36V238H37V243H38V256H37V258L36 257H34V256H32V255H30V254H28L27 255V258H26V260L23 262V263H21L20 262V250H22V251H24L25 249H27V245L26 244H22V245H20L19 244V242L18 241H16V240H14V239H11V248L9 247V249L10 250H8L9 252L8 253H6V254H1V257H0V264H178L179 262H181V263H184V261H185V256L187 255V256H189V255H191L192 256V258H195V257H193V255L191 254V252L189 253L188 251L189 250H187V254H185V256H184V254L183 253H185V252H175V250L173 251V247H172V236L171 235H173L172 233V231H171V229L173 228H169V226H166V227H163L162 226V224H160V221H157V219L159 220L160 218L162 219H164L163 220V222H166V224L168 223V224H171L172 223V225L174 224L175 226H180L181 227V225H178L179 224V213H177V210H176V212H175V210H174V204H173V201H175V200H173L172 201V198H174L176 195H177V193L178 192H176V191H180L179 189L178 190H176L175 191V193L176 194H174L170 189H171V187H173L172 185L170 186V184L171 183H175V180H176V177H177V179H179V176L180 175H183V173L182 172H184V167L186 168H188L189 167V165L187 164V162L185 161V158L187 159H189L190 157H187L188 155H189V153H190V156H191V158H192V162H193V168L191 169V167L190 168H188L187 170L185 169V172L184 173H186V177H187V174H188V172H186V171H188V170H193V173L194 174H197L198 173V170H199V174L200 175H195V176H197V178L196 177H192L193 179H191V178H189L190 176H188V179L190 180L189 182H191L192 180L194 181V179L196 178V179H198L200 182L202 181L203 183L201 184L198 180H196V184L198 185V187L199 188H197V186L195 185V183L193 184V182H192V185H195V187L198 189L197 191H199V189H200V193H201V190L202 189H204L206 186H207V189H209L210 187H209V182L211 181L212 182V180H211V177H214V173H212L211 171V169L210 168H213L214 167V169L216 170H214V172L215 173H222L223 171H227V173H225V172H223L224 173V175L223 174H219L220 176H227V179H224L225 177H220L219 175H218V173L216 174V175H218V176H216L215 175V178H217V180L214 178H212L213 179V182H215V180H216V183L217 184H219V182H218V178H222L223 179V183H224V180H225V182H226V184H224V186L226 185V187L224 188V187H220L221 185H223V183L220 185L219 184V187L218 186H215L214 184H213V182H212V184L214 185V188H216L217 187V189L218 190H220L219 192H218V194L217 195H215V191L217 190V189H215V190H212V192L214 193H212V197H213V201H215V202H213L214 204L216 203L218 206H216L217 208L215 209L213 206H215L214 204H212L211 202V200H212V198H206L205 197V195H206V193H208L207 192V190H206V193H205V190H203L202 191V193H203V195H204V198L206 199V200H208V201H206L205 202V200L203 201V199L204 198H201L203 195H202V193H201V197L199 196L198 197V195H197V197L198 198H200V199H202V201L204 202L203 204H207L208 205V202H209V200H210V202H209V204H210V208L212 207V209L214 210H212L214 213V218H212L211 219V217H213V215H212V213H210V208L209 209H207V207L206 206H204V209H203V212H205V213H203L202 211L200 212V213H198L199 214V216H200V218H198L199 216H196L198 219H199V224L197 223V221H198V219L196 220L195 219V222H194V220H192L191 219V221H193V224L195 223H197V225H190L192 228H190L189 226V228L191 229H189L190 231L189 232H192V233H190V236H194V237H196V236H198L199 238L197 239V240H200V243L202 244V239L204 240V243H203V245H204V248H203V254H204V256H203V254H202V256L201 257H206V258H204V260H203V262L201 261V264H208L209 262H211L210 264H213V262H215V264L217 263V264H220L221 262H224L222 259L224 258V256H226V254H225V252L226 251H228L229 249L231 250L232 248H234L235 247V245L236 246H239V249H240V247H242L240 250L241 251H243L242 249H244L243 247H245L246 249L249 247V245H250V243H251V240H249L250 241V243L248 242L247 243V241L248 240H246L247 238H245V237H247V236H245V237H241L240 235H242V234H244V235H247V231H248V229H246V228H244V229H246L247 231H245L244 233L242 232L241 233V230L243 229V226L245 225L244 224V220H245V218H244V216H246V222L248 223V222H252L253 221V223L252 224H254L255 225V227H257V228H255V227H253L252 226V228H254V232H257V233H259V231L261 232V234H263V237H264V219H262V216L261 215H259V216H261V219L263 220V221H261L260 219H257L256 217L255 218H253V220H251V221H248L249 220V218H251L252 217V214H253V209L257 206V205H255V207H253V204H252V200L254 199V200H257V199H259L258 198V195H257V191H263L264 192V190H263V188H262V190H257L256 188L257 187H259V186H261L262 185V182H261V180H262V178L261 177H263V175L260 177V174H262L261 172H260V174H259V168H261V170L263 169L264 170V151H257L256 149V151L254 152V153H252V154H250L249 152H248V150H247V147H246V150L247 151H245L244 153L242 152L241 153V155H239L238 153H240V151H238V146L241 144L240 142V144L237 146L238 148L236 149V151L238 152H236L235 154L233 153V152H230V155L231 156H228V155H226V153L228 154V152H226L225 153V155H224V152L226 151V150H224V149H226V147L224 146L226 143V141L227 140H225L224 139V137L227 135H225L224 136V134H222V135H220V139L219 138H217V137H219V135L217 134V135H215L216 137H214V138H217V139H219V141L217 140V139H213V140H216V141H218L219 142V146L217 145V147L216 148H214V144H213V142H211L212 143V145H211V143L210 142H208L207 141V133H204V134H206V137L202 140L201 138H200V146H201V143H202V146H201V148H199L200 146L199 145H196L197 147H196V150H192V149H194L195 147V142H199V139H190L189 141H187V143L189 142V146L191 147L192 145H193V143H194V146H192V147H194V148H189L188 149V151H187V153H188V155H185V153H184V155L186 156V157H184L183 156V153L182 152H185L184 150L182 151V148L184 147H182V146H180V147H182L181 148V151L180 152H176V153H174L173 151V153L174 154H177V155H174L172 152H170V158H171V156H172V154H173V158H174V162H175V164H174V162H172L173 160V158L170 160V158H167V156L169 155H167V156H165L166 158H167V162H166V158L164 159L163 158V156L161 155V154H163V153H161V152H159V154H157V152L159 151V150H162V147H160L161 149H157L158 151L157 152H155V151H153V152H155V153H151V157L148 155V157H147V159H146V155H143V154H147V153H143V150L141 149V151H142V155H143V158H145L147 161H145V162H141L140 161V158H139V152H140V150H139V148L138 147H133V149L131 148V146H130V148L132 149H129V148H127L128 150H126V148L125 149H121L120 147H122V145H124V143L122 144V145H120V147H119V144L117 143V142H115V139H114V137H115V135H113V133L112 132H115L116 130L118 131V134L117 133H115V134H117L118 135V140H120V141H122V140H129L130 141V143L131 144H134L135 145V141H136V136L139 134V126H142V125H144V119H143V116H142V108H146L147 109V105H151V104H153V106L152 107H154V108H156L155 110V112H156V114L159 116V114L160 113H158V112H160V107H161V105L164 103V95H165V93L167 94V92H168V90H169V88H171L170 86H166V84L165 83H163V77H160L159 75V79L157 78V77H154L155 75H152L153 77H154V79H150L151 77H149L148 78V76H147V81H146V83L145 84H143V82H142V80H141V82L142 83H139V84H143L141 87H143V86H146L147 84H148V86L146 87V89H145V87H143L142 89H140V87H139V85H138V83H136V82H134V83H136V84H132L131 86V88H132V91L135 93L136 92V94H134V96L132 97V96H130V97H132L133 99V101H135L134 103H135V105L136 106H134L133 108L131 107V103L129 104V105H127L129 102L127 101V103H125L126 105V107H125V109H123L124 108V105L123 104H121V102H122V100H119V98H117L118 99V102L119 101H121V102H119L121 105H123V108H121V107H119V106H117L116 104H118L119 105V103H116L115 101L117 100L116 99V97H117V95L116 96H114L113 97V93H112V88L114 87V79L115 78H118V74H116L117 73V71H116V69L115 70H113V69ZM246 69V68H245ZM32 70V69H31ZM56 70V69H55ZM102 70V69H101ZM112 70V71H111ZM151 70V69H150ZM164 70V69H163ZM167 70V69H166ZM172 70V69H171ZM253 70V69H252ZM264 70V69H263ZM43 71V70H42ZM148 71V70H147ZM146 71V72H147ZM157 71V70H156ZM161 71V70H160ZM174 71V70H173ZM218 71V70H217ZM247 71V70H246ZM35 72V71H34ZM47 72H48V70H47ZM152 72V71H151ZM154 72V71H153ZM168 72V71H167ZM195 72V71H194ZM200 72V71H199ZM202 72V71H201ZM233 72V71H232ZM250 72V71H249ZM248 72V73H249ZM253 72V71H252ZM37 73H39V75H40V71L38 70V72ZM42 73V72H41ZM95 73H97V72H95ZM148 73V72H147ZM210 73V72H209ZM258 73H259V71H258ZM32 74V73H31ZM43 74H45V73H43ZM152 74V73H151ZM153 74H155V73H153ZM166 74V73H165ZM38 75V76H39ZM78 75H79V73H78ZM93 75V74H92ZM102 75V74H101ZM148 75H149V73H148ZM168 75V74H167ZM170 75V74H169ZM169 75H168V77H169ZM46 76H47V74H46ZM204 76V75H203ZM207 76V75H206ZM58 78H59V76H57ZM164 77H166V76H164ZM188 77V76H187ZM193 77V76H192ZM199 77V76H198ZM205 77V76H204ZM215 77V76H214ZM242 77V76H241ZM158 80H157V79ZM188 78H190V77H188ZM197 78V77H196ZM220 78V77H219ZM245 78V77H244ZM33 79V78H32ZM43 79V78H42ZM143 79V78H142ZM172 79V78H171ZM251 79V78H250ZM253 79V78H252ZM47 80H49V79H46L45 81L48 83V81ZM90 80V79H89ZM144 80V79H143ZM178 80V79H177ZM182 80V79H181ZM194 80V79H193ZM221 80V79H220ZM239 80V79H238ZM59 81V80H58ZM91 81V80H90ZM149 81V83H147ZM168 81V80H167ZM185 81V80H184ZM235 81V80H234ZM261 81V80H260ZM33 82H35V80L34 81H32L31 83L34 85V83ZM42 82V81H41ZM259 82V81H258ZM36 83V82H35ZM46 83V84H47ZM65 83V82H64ZM185 83V82H184ZM189 83V82H188ZM221 83V82H220ZM252 83H254V82H252ZM256 83V82H255ZM254 83V84H255ZM260 83V82H259ZM45 84V85H46ZM51 84V83H50ZM49 84V85H50ZM165 84V85H164ZM32 85V86H33ZM180 85V84H179ZM233 85V84H232ZM241 85V84H240ZM116 86V85H115ZM164 86H166V87H164ZM260 86V85H259ZM263 86V85H262ZM36 87V86H35ZM34 87V88H35ZM62 87V86H61ZM94 87H92V88H94ZM130 87V86H129ZM187 87V86H186ZM255 87V86H254ZM32 88V87H31ZM47 88V87H46ZM77 88V87H76ZM180 88V87H179ZM194 88V87H193ZM257 88V87H256ZM41 89V88H40ZM44 89V88H43ZM51 89V88H50ZM114 89H115V87H114ZM200 89V88H199ZM39 90V89H38ZM48 90V89H47ZM46 90V91H47ZM262 90V89H261ZM32 91V90H31ZM42 91V90H41ZM60 91V90H59ZM94 91V90H93ZM115 91V90H114ZM117 91V90H116ZM131 91V92H132ZM195 91V90H194ZM216 91V90H215ZM224 91V90H223ZM133 92L131 93L132 95H133ZM218 92V91H217ZM242 92V91H241ZM27 93V92H26ZM31 93V92H30ZM59 93V92H58ZM197 93V92H196ZM224 93V92H223ZM263 93V92H262ZM32 94V93H31ZM116 94V93H115ZM30 95V94H29ZM63 95V94H62ZM168 95H170V93L168 92ZM168 95H166L167 97H169ZM197 95V94H196ZM206 95V94H205ZM222 95V94H221ZM254 95V94H253ZM256 95V94H255ZM260 95V94H259ZM27 96V95H26ZM39 96V95H38ZM52 96H53V94H52ZM166 96H165V98H166ZM171 96V95H170ZM219 96H220V94H219ZM218 96V97H219ZM247 96V95H246ZM257 96V95H256ZM36 97V96H35ZM47 97V96H46ZM212 97V96H211ZM221 97V96H220ZM254 97V96H253ZM260 97V96H259ZM264 97V96H263ZM27 98V97H26ZM114 98V99H113ZM190 98V97H189ZM200 98V97H199ZM202 98V97H201ZM209 98V97H208ZM223 98V97H222ZM261 98V97H260ZM36 99V98H35ZM98 99V98H97ZM166 99H168V98H166ZM204 99V98H203ZM211 100H213L212 98H210ZM256 99V98H255ZM258 99V98H257ZM264 99V98H263ZM31 100V99H30ZM115 100V101H114ZM127 99H123V101H126ZM131 100V99H130ZM131 100V102H133ZM191 100V99H190ZM206 100V99H205ZM262 100V99H261ZM47 101V100H46ZM59 101V100H58ZM141 101H142V103H141ZM263 101V100H262ZM26 102V101H25ZM136 102H138V103H136ZM220 102H221V100H220ZM261 102V101H260ZM32 103V102H31ZM123 103V102H122ZM172 103V102H171ZM208 103V102H207ZM222 103V102H221ZM243 103V102H242ZM253 103L254 102H252V106L253 107H255L256 105H253ZM39 105L38 106H36V111H38L37 110V108L39 109V111L38 112H36V120L34 119V121H36V122H32V123H34L33 124V126L31 127V129H29V130H31L30 131V135H32L33 137L32 138H34L35 137V135L38 137V139L36 138V140H38L37 141V143H38V145H39V143H40V141L42 142H46L47 143V141H49V133H52L51 131H53V129H55V131L56 132H58L59 134H60V132H62V131H60V129H61V127H63L62 126V121L60 120V119H58V118H56V115H55V118H53V117H51L52 115H48L49 117H45L44 115H43V111L45 110L46 111V109H45V105H47V104H45L44 102H40V103H38ZM173 104V103H172ZM177 104V103H176ZM212 104V103H211ZM215 104H216V100H215ZM217 104H219V103H217ZM244 104V103H243ZM255 104H257V103H255ZM263 104V103H262ZM262 104H261V106H262ZM49 105V104H48ZM47 105V106H48ZM174 105V104H173ZM178 105V104H177ZM205 105H207L206 103H205ZM230 105V104H229ZM46 106V107H47ZM170 107H171V105H169ZM175 106V105H174ZM174 106H172V107H174ZM238 106V105H237ZM34 107V106H33ZM100 107V106H99ZM185 107V106H184ZM206 107V106H205ZM214 107H216L217 108V106H214ZM226 107V106H225ZM239 107V106H238ZM249 107H250V105H249ZM260 107V106H259ZM31 108V107H30ZM149 108V107H148ZM175 108H176V106H175ZM175 108H174V110H175ZM181 108V107H180ZM201 108V107H200ZM248 108V107H247ZM263 108H264V106H263ZM263 108L261 109V111L263 110ZM35 109V108H34ZM50 109V108H49ZM172 109V108H171ZM170 109V110H171ZM213 109V108H212ZM257 109V108H256ZM148 110V109H147ZM146 110V111H147ZM154 110V109H153ZM173 110V109H172ZM176 110H177V108H176ZM175 110V113L177 112ZM225 110V109H224ZM234 110V109H233ZM242 110V109H241ZM247 110V109H246ZM259 110V109H258ZM32 111H33V108H32ZM32 111H30L31 113L30 114H32ZM184 111H185V109H184ZM188 111V110H187ZM264 111V110H263ZM262 111V112H263ZM34 112V111H33ZM46 112H48V111H46ZM45 112V113H46ZM58 112V111H57ZM152 112V111H151ZM172 112V111H171ZM183 112V111H182ZM202 112H203V110H202ZM218 112H220V110L218 109ZM228 112V111H227ZM237 112V111H236ZM35 113V112H34ZM53 113V112H52ZM169 113L170 112H165V114H167L166 116H165V118H169L168 120H170V118H171V114L173 113L174 114V111L172 112V113H170V115H169ZM180 112H178V113H176L175 115H173L174 117L172 118L173 120H174V118H176L175 116H177L178 117V115H180V117H181V114H179ZM208 113V112H207ZM234 113V112H233ZM162 114V113H161ZM160 114V115H161ZM164 114V113H163ZM164 114V115H165ZM185 114H187L186 112H185ZM202 114V113H201ZM222 113L220 112L219 113V116L221 115ZM260 114V113H259ZM264 114V113H263ZM34 115V114H33ZM43 115V116H42ZM189 115V114H188ZM187 115V116H188ZM200 115V114H199ZM216 115H217V113H216ZM215 115V116H216ZM231 115H233V114H231ZM32 116V115H31ZM47 116V115H46ZM69 116V115H68ZM183 116H184V114H183ZM205 117L207 116L206 114L204 115ZM221 116H223V115H221ZM227 116V115H226ZM226 116L225 117H223L222 119H223V122L222 123H225L224 122V118H226ZM263 117H262V119L264 118V115H262ZM58 117V116H57ZM146 117V116H145ZM155 117V116H154ZM163 117V116H162ZM204 117V118H205ZM207 117H209V115L207 116ZM231 117V116H230ZM148 118V117H147ZM184 118V117H183ZM220 120V122H219V124H218V122L215 124V119L216 120H218V119ZM255 118V117H254ZM257 118V117H256ZM261 118V117H260ZM33 119H32V121H33ZM125 119H126V121L128 122V124H127V128H128V126H129V129H127L126 128V124H125ZM171 119V120H172ZM178 119V118H177ZM215 119H213V121L214 122H212V123H214L215 125H219V126H217V127H219L220 128V131H218L219 129H217V131H215V132H222L223 130L221 129V127H223V124L221 123V117H218V115L216 116V118ZM232 119V118H231ZM240 119V118H239ZM261 119V120H262ZM28 120H30V119H28ZM71 120V119H70ZM157 120V119H156ZM162 120V119H161ZM170 120V121H171ZM172 120V123H175L174 121H176V123L178 124V121L177 120H174L173 121ZM179 120V122L181 121V119L179 118L178 119ZM186 120V119H185ZM204 120V119H203ZM228 120V119H227ZM226 120V121H227ZM27 121V120H26ZM164 121V120H163ZM170 121H168V122H170ZM212 121V120H211ZM234 121V120H233ZM243 121V120H242ZM264 120H262V122H263ZM21 122V121H20ZM30 121H28L27 123H29ZM160 122V121H159ZM197 122V121H196ZM209 122V121H208ZM207 122V123H208ZM19 123V122H18ZM26 123V122H25ZM24 123V124H25ZM27 123H26V125H27ZM125 125H124V124ZM200 123V122H199ZM204 123V122H203ZM206 123V122H205ZM259 123V122H258ZM261 123V122H260ZM264 123V122H263ZM23 124V125H24ZM132 124H135L136 126L135 127H132ZM169 124V123H168ZM202 124V123H201ZM240 124H241V122H240ZM31 125V124H30ZM206 126H208L209 125V123L208 124H205ZM211 125V124H210ZM213 126V128L214 127H216V126ZM259 125V124H258ZM134 126V125H133ZM166 126V125H165ZM170 127H171V123H170V125H169ZM185 126H186V124H185ZM199 126V125H198ZM264 126V125H263ZM91 127V126H90ZM142 127H145V126H142ZM141 127V128H142ZM209 127H212V126H209ZM233 127V126H232ZM237 127V126H236ZM28 128V127H27ZM68 128V127H67ZM132 128V129H131ZM153 128V127H152ZM176 129H177V126L175 127ZM179 128H182V127H178V129ZM188 128V127H187ZM186 128V129H187ZM205 128V130H206V127H204ZM226 129H227V127H225ZM131 129V130H130ZM177 129V130H178ZM182 129H184V128H182ZM214 129H216V128H214ZM260 130H261V128H259ZM146 130H148L147 129V127H146ZM149 130H151V129H149ZM156 130V129H155ZM164 130V129H163ZM171 130V129H170ZM169 130V131H170ZM173 130H174V126H173ZM200 130V129H199ZM204 130V131H205ZM222 130V131H221ZM240 130V129H239ZM263 130V129H262ZM116 131V132H117ZM145 131V130H144ZM143 131V132H144ZM153 131V129L151 130V133H153L152 132ZM166 131H168L167 129H166ZM174 131H176V130H174ZM179 131V130H178ZM178 131H177V133H178ZM186 131V130H185ZM193 131V130H192ZM203 131V130H202ZM201 131V133H203ZM206 131H208V128H207V130ZM212 131H213V129H212ZM241 131V130H240ZM256 131V130H255ZM254 131V132H255ZM20 132V131H19ZM27 132V131H26ZM56 132H55V134H56ZM84 132V133H83ZM155 132L156 131H154V134H155ZM171 132V131H170ZM173 132V131H172ZM180 132V131H179ZM186 132H188V131H186ZM215 132H213V134L215 133ZM224 132V131H223ZM222 132V133H223ZM228 132V131H227ZM258 133H259V130L257 131ZM54 133V132H53ZM63 133V132H62ZM65 133V132H64ZM163 133H165V131L163 132ZM169 133V132H168ZM168 133H166V134H168ZM174 133V132H173ZM173 133H169L171 136H172V134ZM182 133L183 132H181V138H182ZM208 133H210L209 131H208ZM224 133H226V131L224 132ZM229 133V132H228ZM231 133H233V132H231ZM261 133V132H260ZM263 133V132H262ZM26 134V133H25ZM54 134V135H55ZM166 134H165V136H166ZM168 134V135H169ZM175 134V133H174ZM186 134V133H185ZM192 134V133H191ZM203 134V135H204ZM211 134V133H210ZM247 134V133H246ZM29 135V136H30ZM151 135V134H150ZM155 135H157V134H155ZM154 135V136H155ZM162 135V134H161ZM164 135V134H163ZM162 135V136H163ZM179 135V134H178ZM187 135V134H186ZM248 135V134H247ZM257 135V134H256ZM260 135V134H259ZM25 136H28V135H25ZM64 136V135H63ZM140 136V135H139ZM175 136V135H174ZM193 136V138H194V135H192ZM197 136V135H196ZM196 136H195V138H196ZM201 136H202V134H201ZM31 137V136H30ZM61 137V136H60ZM117 137V136H116ZM115 137V138H116ZM160 138H161V136H159ZM176 137V136H175ZM208 137H209V134H208ZM211 137V136H210ZM242 137V136H241ZM255 136H253V138H254ZM27 138V137H26ZM29 138V137H28ZM31 138V139H32ZM166 138V137H165ZM168 138V137H167ZM178 138V137H177ZM176 138V139H177ZM184 138V137H183ZM189 138V137H188ZM191 138V137H190ZM198 138V137H197ZM229 138V137H228ZM231 138V137H230ZM240 138V137H239ZM154 139H155V137H154ZM159 139V138H158ZM185 139V138H184ZM226 139H227V137H226ZM235 139V138H234ZM237 139V138H236ZM35 140V139H34ZM33 140V141H34ZM47 140V141H46ZM63 140V139H62ZM148 140V139H147ZM165 139H163V141H164ZM197 140V141H196ZM208 142H206V141ZM211 140V139H210ZM224 140H225V142H224ZM259 140V138L257 139V141ZM23 141V140H22ZM26 141V140H25ZM149 141V140H148ZM162 141V140H161ZM168 141V140H167ZM169 141L170 142H168V143H170L168 146H167V148L170 146H172L173 144H174V141H176V140H174V138H173V136H172V138H170L169 139ZM179 141V140H178ZM203 141V142H202ZM214 142V143H218V142ZM229 141V140H228ZM236 141V140H235ZM234 141V142H235ZM21 142V141H20ZM30 142V141H29ZM119 142V141H118ZM165 142V141H164ZM183 142V141H182ZM190 142H193L191 145H190ZM197 142V143H198ZM236 142H238V141H236ZM235 142V143H236ZM242 142H244V141H242ZM261 142V141H260ZM264 142V141H263ZM53 143V142H52ZM126 143V142H125ZM136 143H138L137 141H136ZM157 143V142H156ZM159 143V142H158ZM178 143V142H177ZM187 143H184V145L185 144H187ZM196 143V144H197ZM206 143V145H203V144H205ZM210 143V144H209ZM225 143V144H224ZM230 143V142H229ZM228 143V144H229ZM244 143H246V142H244ZM254 143V142H253ZM259 143V142H258ZM42 144H45V143H42ZM48 144V143H47ZM166 144V143H165ZM164 144V145H165ZM172 144V145H171ZM181 144V143H180ZM207 144H208V146H207ZM234 144V143H233ZM247 144V143H246ZM257 144V143H256ZM255 144V145H256ZM260 144V143H259ZM264 144V143H263ZM20 145V144H19ZM26 145V144H25ZM31 145H34V144H31ZM53 145H54V143H53ZM146 145V144H145ZM150 145H151V143H150ZM162 145V144H161ZM163 145V146H164ZM182 145H183V143H182ZM237 145V144H236ZM241 145H243V144H241ZM240 145V146H241ZM40 146V145H39ZM41 146H43V145H41ZM46 146H48V145H46ZM173 146H175V147H172V148H174L175 150L176 149H178V148H176V143H175V145H173ZM204 146V147H203ZM211 146H212V148H211ZM215 146H216V144H215ZM223 146L225 147V148H223ZM230 146V145H229ZM263 148H264V146L263 145H261ZM32 147V146H31ZM44 147V146H43ZM43 147H41V148H43ZM66 147V146H65ZM153 147V146H152ZM158 147V146H157ZM165 147V146H164ZM169 147V148H170ZM177 147H179V146H177ZM179 147V148H180ZM236 147V146H235ZM244 147V146H243ZM254 147V146H253ZM257 147V146H256ZM148 148H149V146H148ZM167 148H165V150L167 149ZM168 148V149H169ZM171 148V149H172ZM186 148V147H185ZM198 148V149H197ZM229 148V147H228ZM227 148V149H228ZM233 148H234V145H233ZM241 148V147H240ZM261 148V147H260ZM38 149V148H37ZM49 149V148H48ZM48 149L46 150L45 149V151H47L48 152ZM60 149V148H59ZM154 149V148H153ZM171 149H169L170 151H171ZM187 149V148H186ZM191 149V150H190ZM234 149V150H235ZM244 149H245V147H244ZM254 149V148H253ZM252 149V150H253ZM258 149V148H257ZM43 150V152H40V154L42 153H44V149H42ZM56 150V149H55ZM150 150V149H149ZM156 150V149H155ZM164 150V151H165ZM168 150V151H169ZM189 150L190 151H193L194 153L192 154L191 152H189ZM231 150V149H230ZM241 151H242V149H240ZM259 150V149H258ZM263 150V149H262ZM163 151V152H164ZM228 151V150H227ZM232 151H233V149H232ZM250 151V150H249ZM23 152V151H22ZM145 152V151H144ZM167 152V151H166ZM166 152H164L165 154H167ZM251 152H253V151H251ZM64 153V152H63ZM161 153V154H160ZM169 153V152H168ZM179 153H182V154H179ZM233 153V154H232ZM41 154V155H42ZM48 154V156H46L47 157V159L46 158H44L45 156H43V158H42V156H41V158L42 159H46V162H48V161H50L49 159H50V156H52L51 154H50V152L49 153H46L45 152V155H47ZM70 154V155H69ZM237 154V155H236ZM30 155H32L31 153H30ZM141 155V156H142ZM159 155H161V156H159ZM23 156V155H22ZM145 156V157H144ZM175 156V157H174ZM225 156H227L228 157V159H226L225 158ZM237 156H241L240 158V160L244 163H242L243 164V166L245 167V169H244V171L246 170V172L247 173H245L247 176L249 175V174H255L254 176H252V175H249V177H254V179H255V177H256V179H260V182H258V180H256L255 179V181H257L259 184H261V185H257V186H255V184H258V183H256V182H254L253 180H251L252 181V183H255L252 187H249L248 185H247V188L249 187V188H252V189H254V187H255V189L257 190H253L254 191V193H256V195L254 194V198L252 199V198H250V200H248V201H250V203H251V207L249 208V210H248V208H247V210L245 209V207H244V209H245V213H243V212H238V210H242L243 209V203L245 202V201H247L246 199H247V196H246V199H245V197L242 195V193L243 192H241L242 190L241 189H243V188H241V186H246V184L248 183V182H250V181H247V180H250L249 179V177H248V179H247V176H246V181H245V179L243 178V181H244V185H241L242 184V178H239V173H237V171H236V168L238 169V167H239V165H237V163H238V160H239V158H236ZM150 157V159H148ZM169 157V156H168ZM26 159V162H25V159ZM179 159V160H181V161H178V160H176V159ZM41 159V161H43ZM120 159H121V161H120ZM141 160H142V158H141ZM149 160L151 161V162H149ZM190 160V159H189ZM228 160V161H227ZM41 161H40V164H41ZM62 161V160H61ZM166 162V163H164V166H163V164L161 163V168L159 167V166H156V164L158 163V162ZM177 161H178V163H177ZM45 162V161H44ZM66 162V161H65ZM179 162H182L181 164L179 163ZM121 163H123V165L121 164ZM150 163V164H149ZM177 163V164H176ZM191 163V162H190ZM261 164L260 166L258 165V164ZM32 164V163H31ZM153 164V165H152ZM160 164V163H159ZM240 164H241V162H240ZM241 164V165H242ZM39 165V164H38ZM45 165H47V164H45ZM48 165H49V162H48ZM52 165V164H51ZM51 165H49V166H51ZM112 165H111V167H112ZM182 166L181 168H183L182 169V171L179 173L180 175H177V176H175L177 173V171H178V169H179V171H180V169L181 168H179V166ZM191 165H192V163H191ZM17 166V165H16ZM48 166V167H49ZM209 166H212V167H210L209 168ZM243 166L241 167V168H243ZM45 167H47V166H44V168ZM57 167V166H56ZM110 167V168H111ZM199 167H201L202 169L204 168V167H208V168H205V170L206 169H208V170H210L209 172H207V171H205L204 169V171L205 172H203V170L201 169V173H204V178H206V177H208V176H210V181H207V179L208 178H206V179H204V178H202L203 176V174L201 175V173H200V169H198L197 170V168H199ZM68 167L66 166V168L65 169H67ZM240 168V167H239ZM53 169H55L54 168V166L52 165L51 167H50V170L51 171H53ZM99 169V170H100ZM17 170V169H16ZM48 170V169H47ZM122 171V173H121V175H120V173H118V171ZM177 170V171H176ZM197 171V173H196V171ZM262 170V172H264ZM45 171H46V169H45ZM50 171V172H51ZM55 171V170H54ZM53 171V172H54ZM195 171V172H194ZM244 171L242 172V173H244ZM253 172V173H249V172ZM109 172V171H108ZM210 172L212 173L211 175H213V176H211L210 175ZM48 173V172H47ZM97 173V174H96ZM107 173V172H106ZM209 174L208 176H206L207 174ZM241 173V174H242ZM249 173V174H248ZM54 174V173H53ZM111 174V175H112ZM189 174L191 175L192 174V171H190L189 172ZM194 174H193V176H194ZM225 174H227V175H225ZM52 175V174H51ZM99 175V174H98ZM108 175H110L109 173H108ZM107 175V176H108ZM110 175V176H111ZM19 176V177H20ZM192 176V175H191ZM199 176V177H198ZM54 177H55V174H54ZM183 177V176H182ZM77 180V181H74L75 179ZM204 179V181L203 180H201V179ZM264 178V177H263ZM21 179V178H20ZM49 179V180H48ZM111 179H112V176H111ZM110 179V177H109V181L111 180ZM183 179V178H182ZM187 179V178H186ZM208 179V180H209ZM241 179V180H240ZM227 180V181H226ZM22 181V180H21ZM74 181V182H73ZM180 181H181V177H180ZM180 181H177L176 180V183L177 182H180ZM197 181L201 184V185H199L198 183H197ZM221 181V180H220ZM91 182V183H90ZM111 182V181H110ZM189 182L187 181V184L189 185ZM206 182H208V183H206ZM210 182V183H211ZM245 182H247V183H245ZM21 183V182H20ZM65 183V184H66ZM181 183V182H180ZM180 183L178 184L177 183V185L176 184H174V185H176V189L178 188L177 186L178 185H180ZM184 183V182H183ZM186 183V182H185ZM205 183L207 184L204 188H202L203 187V184L205 185ZM252 183H250V184H252ZM264 183V182H263ZM23 183H21V185H22ZM94 185L95 187L96 186H98L96 189H95V187L94 186H92V188H94L93 190L91 189V187L89 186V185ZM211 184V185H212ZM26 185V184H25ZM108 185H109V183H108ZM117 185V184H116ZM67 186V185H66ZM106 186V185H105ZM181 186L183 187H185V185H180V188H181ZM90 187V188H89ZM109 187V186H108ZM115 187V186H114ZM118 187V186H117ZM190 187H191V185H190ZM201 187V188H200ZM209 187V188H208ZM213 187V186H212ZM61 188V187H60ZM106 188H107V186H106ZM113 188V187H112ZM214 188H211V189H214ZM246 188V189H247ZM248 188V192H250V193H252V190L251 189H249ZM33 189H36V191H38V194L37 195H34V192H33ZM184 189V188H183ZM183 189H181L183 192L186 190V188H185V190H183ZM22 191H23V189H21ZM114 190V189H113ZM172 190H174L173 188H172ZM223 190V191H222ZM245 190V189H244ZM24 191H23V194H25L24 193ZM35 191V192H36ZM98 191V190H97ZM96 191V192H97ZM103 191V190H102ZM211 191V190H210ZM62 192V191H61ZM104 192V191H103ZM111 192H112V189H111ZM171 192L174 194V197H173V195L171 196ZM186 192V191H185ZM185 192H184V194L183 195H185ZM195 192V191H194ZM260 192V193H261ZM262 192V193H263ZM37 193V192H36ZM35 193V194H36ZM60 193V192H59ZM100 193H101V190H100ZM107 193V192H106ZM187 193H188V191H187ZM186 193V194H187ZM249 193V194H250ZM260 193H258V194H260ZM22 194V193H21ZM210 194V193H209ZM249 194H247V192H246V195H249ZM253 194V193H252ZM252 194H250V197H251V195ZM61 195V194H60ZM59 195V197L61 198V196ZM93 197H94V195H93V193L91 194ZM90 195V196H91ZM96 195V194H95ZM98 195V194H97ZM180 194L178 193V196H179ZM183 195H182V197H183ZM242 195V196H241ZM264 195V194H263ZM262 195V196H263ZM91 196V197H92ZM178 196H176V197H178ZM187 196V195H186ZM186 196H184V197H186ZM208 196V195H207ZM260 196V195H259ZM58 197V196H57ZM103 197V196H102ZM176 197L174 198V199H176ZM180 197H181V195H180ZM191 197V196H190ZM211 197V196H210ZM243 197H244V199H245V201L243 202ZM253 197V196H252ZM255 197H256V199H255ZM261 197V196H260ZM37 199H40L41 201V203H39L38 202V200ZM57 199V200H56ZM192 199H194V198H192ZM195 199H197L196 197H195ZM193 200V201H195V204L197 203L196 202V200ZM200 199H199V201H198V199H197V201L200 203L201 201H200ZM248 199H249V196H248ZM179 200H180V198H179ZM182 200V199H181ZM20 201V200H19ZM171 201H172V203H171ZM177 201V200H176ZM260 201H261V198H260ZM262 201L264 202V198L262 199ZM178 202V201H177ZM192 202V201H191ZM191 202L189 203L190 204V206H191ZM256 201H254L253 203L254 204H257L258 203V201H257V203H255ZM111 203V204H112ZM174 203H176V202H174ZM198 203V204H199ZM249 203V204H250ZM172 204V205H171ZM178 204V203H177ZM194 204V203H193ZM194 204V206H196ZM197 204V205H198ZM202 204V203H201ZM245 204V203H244ZM258 204H260V203H258ZM264 204V203H263ZM71 205H74V206H76L77 207V209H79V210H86V208H85V206L84 205H77V204H75V203H72ZM176 205V204H175ZM179 205V204H178ZM246 205H248V204H246ZM246 205H244V206H246ZM250 206V205H249ZM248 206V207H249ZM260 206V205H259ZM259 206H257V207H259ZM14 207V206H13ZM21 207V206H20ZM19 207V208H20ZM110 207V208H109ZM140 209H139V208ZM176 207V206H175ZM183 207V206H182ZM205 207H206V209L207 210H209V211H207L206 212V210H205ZM247 207V206H246ZM256 207V208H257ZM262 207V206H261ZM19 208H18V210H19ZM26 208V207H25ZM92 207L90 206L89 207V209H91ZM136 208H138L139 209V211H138V209L136 210ZM178 208V207H177ZM260 208V207H259ZM14 209V208H13ZM54 209V210H53ZM261 209V208H260ZM16 210V209H15ZM140 210L144 213V215L145 216H143V213L141 212L140 213V215H142V217L140 216V215H138L139 214V212H140ZM152 210V212H150ZM179 211H180V209H178ZM189 210V209H188ZM257 210H259V209H257ZM137 211V212H136ZM178 211V212H179ZM189 211H191V210H189ZM188 211V212H189ZM211 211V212H212ZM243 211V210H242ZM254 211H255V209H254ZM25 212H27V211H23V213H25ZM151 214H150V213ZM183 212H184V209H183ZM236 212V213H235ZM257 212V211H256ZM177 213V214H176ZM201 213L204 215H206V214H211V217H210V215H204L205 216V218H209V219H211V220H213L214 221V219L217 221L216 223H214V222H212V223H214V226H216L215 224H217L218 223V225L216 226V228L215 227H212V228H215L214 230H215V233L213 234V232H214V230L212 231L211 230V235H213L212 237H214V235H215V237L216 238H209V232H210V229H208L207 228V226L205 227L203 224H200L202 221L203 222H206V221H208V219L206 220L205 218H203L204 216L203 215H201ZM239 214L238 216H240L239 218H241V217H243L244 218V222L242 221V219L243 218H241V219H236L235 217H237V216H235L234 214ZM243 213V214H242ZM258 213V212H257ZM19 214V213H18ZM28 214V215H27ZM120 215V214H123L124 216H127V218H128V222L127 221H125V222H122V224H120L119 223V225H121L120 226V228H119V232H120V230H122L121 228H128V227H130L131 229H129L128 230V233L127 234H125L124 233V231H127V229L125 230V229H123V232L122 233H124V234H122V235H118L117 237H116V230H113L114 232H113V234L115 235V237H113L112 235L113 234H111V230L109 229L108 230V228L110 227V225H108L110 222H115V221H113L115 218H117V217H115L116 215ZM146 214H148V216H149V214H150V216H149V218H148V216L146 215ZM244 214H246V215H244ZM255 214V213H254ZM253 214V215H254ZM261 214V213H260ZM182 215H184V217L186 216L187 217V214H182ZM182 215H180V217H182ZM189 215V214H188ZM192 215V214H191ZM234 215V216H233ZM242 215V216H241ZM251 217H250V216ZM262 215H263V213H262ZM18 216V215H17ZM16 216V217H17ZM114 216V217H113ZM249 216V217H248ZM256 216V215H255ZM14 217H15V215H14ZM156 217V218H155ZM202 217V218H201ZM113 218V219H112ZM119 218V217H118ZM125 218V217H124ZM147 218H148V220L150 221L149 223H147L146 221H143L144 219H146L147 220ZM238 218V217H237ZM264 218V217H263ZM9 219V218H8ZM14 219V218H13ZM143 219V220H142ZM160 219V220H161ZM166 219H168L167 221H166ZM179 221H178V220ZM183 219V218H182ZM185 220L183 221V225H185V222L187 223L189 220H187L188 218H184ZM194 219V218H193ZM233 219H235V220H237V221H233ZM252 219V218H251ZM112 220V221H111ZM116 220V219H115ZM119 220H120V218H119ZM122 220V219H121ZM142 220V221H141ZM187 220V221H186ZM11 222H12V220H10ZM15 225H16V223L17 222H23V215L21 216V217H17V218H15ZM13 221V222H14ZM100 221V220H99ZM98 221V222H99ZM239 221H242L241 223H243L244 225L242 226L241 225V230L239 229L240 227H237V226H240V223H239V225H236L234 222H239ZM27 222V223H28ZM118 222V221H117ZM127 222V223H126ZM202 222V223H203ZM208 222H211V221H208ZM26 223V224H27ZM81 223V222H80ZM126 223V226L124 225ZM161 223H162V220H161ZM182 223V222H181ZM180 223V224H181ZM211 223V224H212ZM247 223H246V225H247ZM25 224V225H26ZM28 224V225H29ZM111 224H113V226L115 225L114 223H111ZM189 223H187V225H188ZM204 224H206V223H204ZM210 224V225H211ZM27 225V226H28ZM94 225V224H93ZM100 225V224H99ZM101 225V226H102ZM164 225V224H163ZM186 225V226H187ZM203 225V226H202ZM246 225H245V227H246ZM10 226V225H9ZM12 226V225H11ZM30 226V225H29ZM28 226V227H29ZM85 226V225H84ZM94 226H96V225H94ZM112 226V225H111ZM112 226V227H113ZM116 226V225H115ZM125 226V227H124ZM185 226V227H186ZM212 226H213V224H212ZM247 226H251L250 224L249 225H247ZM24 227H26V226H24ZM81 227V226H80ZM86 227V226H85ZM117 227H119V226H117ZM183 227V226H182ZM184 227V228H185ZM14 228V227H13ZM27 228V227H26ZM82 228V227H81ZM80 228V229H81ZM99 228H100V226H99ZM176 229V228H175ZM180 229V228H179ZM182 229V228H181ZM258 229V230H257ZM7 230H8V228H7ZM14 230V229H13ZM82 230H84V229H82ZM81 230V231H82ZM97 230H98V228H97ZM185 230V229H184ZM240 230V232L239 233H241V234H239L238 233V231ZM257 230V231H256ZM10 231V230H9ZM99 231V230H98ZM97 231V232H98ZM110 233H109V232ZM243 231V230H242ZM12 232V231H11ZM176 232V231H175ZM181 232H183V231H181ZM247 232V233H246ZM253 232V233H254ZM246 233V234H245ZM250 233H251V230H250ZM252 233V234H253ZM257 233H256V235H257ZM54 234V240H53V242H50L51 243V245H50V247H49V237H51L52 235ZM118 234H120V233H118ZM175 234V233H174ZM177 234V233H176ZM179 234V233H178ZM183 234H185L184 232H183ZM251 234V235H252ZM261 234H259V236L260 237H262L261 236ZM196 235V236H195ZM243 235V236H244ZM251 235H249L248 234V236H251ZM255 234H253V237H255L254 236ZM97 236V237H96ZM101 236V237H100ZM103 236H105V237H103ZM176 236H178V235H176ZM186 236V235H185ZM188 236H189V234H188ZM239 236V237H238ZM100 237V238H99ZM102 237L103 238H106V240H108V239H112L113 238V242L115 241V243H112V241H109L110 242V245H106L107 243L109 244V242L107 241L106 242V244L104 243V245H105V249H103L102 248V245H103V243L102 244H100V242H102L103 240H102ZM110 237V238H109ZM175 237V236H174ZM194 237H193V239H194ZM256 237H258V236H256ZM11 238H14V236H11ZM16 238V237H15ZM96 238H99V240L97 239L96 240ZM115 238H116V240H115ZM187 238V237H186ZM191 237H189V239H190ZM63 239L65 240V242H66V247H67V253H65V246H64V244H63ZM110 239V240H111ZM249 239V238H248ZM251 239V238H250ZM253 240L252 241H254L255 239L254 238H252ZM259 239V238H258ZM258 239H257V241H258ZM262 239V238H261ZM102 240V241H101ZM188 240V239H187ZM195 240H196V238H195ZM194 240V243H192V244H194L195 246H196V243H197V241H195ZM263 240V239H262ZM177 241H178V238H177ZM10 242V241H9ZM179 243L181 242V238H180V241H178ZM186 242V241H185ZM188 242V241H187ZM186 242V243H187ZM196 242V243H195ZM254 242H256V241H254ZM263 242V241H262ZM111 243H112V245H111ZM258 243V242H257ZM260 244H262L261 243V240H260V242H259ZM10 244V243H9ZM100 244V245H99ZM189 244V243H188ZM187 244V245H188ZM191 244V245H192ZM198 244V243H197ZM201 244H200V246H201ZM249 244V245H248ZM252 244V243H251ZM174 245V244H173ZM190 245V246H191ZM194 245H192V249H196L197 247H198V245L195 247ZM202 245V246H203ZM253 245V244H252ZM255 245V244H254ZM258 245V244H257ZM99 246H101V249L99 248ZM184 246V245H183ZM182 246V247H183ZM199 246V247H200ZM216 246V247H215ZM256 246V245H255ZM259 246V245H258ZM263 246V245H262ZM261 246V247H262ZM104 247V246H103ZM186 247V246H185ZM184 247V248H185ZM213 247H215V248H213ZM251 247V246H250ZM250 247H249V249H250ZM257 247V246H256ZM49 248H50V251L52 252V254H50V258H51V260H45V257H46V255H47V253H48V250H49ZM175 248H176V246H175ZM179 248V247H178ZM190 248V247H189ZM188 248V249H189ZM238 248V247H237ZM236 247L234 248V249H237ZM252 248H255V247H252ZM259 248H260V246H259ZM264 248V247H263ZM263 248H262V251H264L263 250ZM8 249V248H7ZM103 249V250H102ZM164 249L165 250H167V251H164ZM186 249H187V247H186ZM192 249H190L192 252H195V250L193 251ZM198 250V253H197V256H198V254L199 253H202L201 252V248L199 249V248H197ZM256 250H257V248H255ZM240 250H237V252L238 251H240ZM256 250H254V251H256ZM180 251V250H179ZM184 251V250H183ZM196 251V252H197ZM231 251H233V250H231ZM240 251V253H242ZM247 251H248V249H247ZM247 251H246V253H247ZM252 251V250H251ZM253 251V252H254ZM74 252H76L75 254L77 255V258L79 257V261L78 262H76V263H71L72 261H70V262H67L68 260H67V258H69L70 257V255L71 254H73ZM196 252H195V255H196ZM216 252H217V254H216ZM236 252V251H235ZM252 252V253H253ZM214 253L216 254V256L214 255ZM227 253V252H226ZM229 253V252H228ZM231 253V252H230ZM229 253V254H230ZM234 253V252H233ZM240 253H238V259H240V257L242 258V259H240V260H238V261H240V262H242V260L244 259V258H246V256L245 255H247L248 256V254H246V253H244V251H243V255L241 254L240 256H239V254ZM248 253H250V252H248ZM257 253H260V252H256V254ZM254 254V253H253ZM178 255L180 256V257H178ZM231 255V254H230ZM257 255H259V254H257ZM245 256V257H244ZM253 256V255H252ZM261 257H262V254L260 255ZM263 256H264V254H263ZM184 257V258H183ZM200 257V255L198 256V257H196L197 259ZM211 257H215V258H213V259H211ZM229 257V256H228ZM233 257H235V256H233ZM260 257V258H261ZM188 259L189 258H191V257H187ZM186 258V262L188 261V259ZM196 258L194 259V261L196 260ZM257 259L258 257H256V255L254 254V256L252 257V259ZM67 261H66V260ZM118 260V261H115V260ZM184 259V261L182 262V260ZM201 259V258H200ZM215 259V261H213ZM247 259H248V257H247ZM249 259H250V262H251V258L249 257ZM248 259V260H249ZM261 259H264L263 257L261 258ZM114 260V261H113ZM181 260V261H180ZM191 260H193V259H191ZM199 260V259H198ZM198 260H197V262H198ZM210 260V261H209ZM225 261H228V260H226V259H224ZM234 260V259H233ZM231 261L230 259H229V261H231V262H234V261ZM235 261V262H237V263H239L238 261ZM248 260H246V261H248ZM213 261V262H212ZM229 261L226 263V264H228L229 263ZM255 261V262H254ZM253 262H251V263H257V260H254ZM259 261V260H258ZM261 261H264V260H261ZM185 262V263H186ZM189 262V261H188ZM187 262V263H188ZM191 262V261H190ZM189 262V264H195L194 262L192 263H190ZM196 262V261H195ZM197 262H196V264H197ZM234 262V263H235ZM249 262V261H248ZM249 262V263H250ZM250 263V264H251ZM180 264V263H179ZM241 264H243V263H241ZM244 264H247V263H245L244 262ZM258 264V263H257ZM260 264V263H259ZM261 264H264V263H261Z\"/></svg>", "mask_w": 264, "mask_h": 264}]
</instances>
